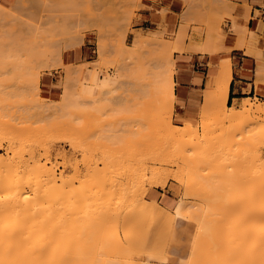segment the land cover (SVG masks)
Segmentation results:
<instances>
[{
    "label": "rangeland",
    "instance_id": "1",
    "mask_svg": "<svg viewBox=\"0 0 264 264\" xmlns=\"http://www.w3.org/2000/svg\"><path fill=\"white\" fill-rule=\"evenodd\" d=\"M169 1H173L174 2V5H176L175 7L173 5L172 10L169 7V3H170ZM150 3L155 4L157 7H159L158 10H156L155 8H152L151 6H149ZM180 4H182V8L179 7ZM51 7H53V8H51ZM54 8H56V9H54ZM236 8H238V6L232 4L229 0H0V134H2L4 136V138H7L9 136L8 138H11V141H12V139H14V137L16 139H18L19 141H21L20 139H23V141L25 140V144H26V142H28L26 144V146L30 145L29 147H31V149L29 151H31L32 148H34L32 151L35 150L37 156L44 157L45 156L44 155V152H45V149L46 148H47L46 150L49 149L52 152L53 162L55 163V165L58 168L57 173L58 174L61 173V175L59 174V176H60L59 178L62 179V180L59 179V182L63 181V179H65V178H68V180H72L73 181V184H74V185L72 184V186H71V188H72V189H70L71 192L68 191L69 194H64V196H62V197L65 198L66 197L65 195H70L73 192H76V194L79 191L81 192V195H80V192L77 194V195H80V196H77V197L78 198L80 197L81 199L80 198L78 199L76 197V200L75 199L73 200L74 202L72 203V206L70 205V207L72 208L73 206H75L73 204L76 203V206L74 208H72V211L73 210L76 211V209H78L79 206H80L81 209L84 210L83 207H85V205L87 204L86 203L87 200L84 199V196L86 198H88L86 196L87 194H89L90 196H92L95 193V192L94 193L91 192L93 190L88 191V190L91 189V187L92 188L94 187L93 188L94 191L96 189L97 190H100V191L102 189L108 190L107 188H109L110 185H111L110 183H112L110 180L113 179L112 180L113 183L111 185L112 188H110V190L112 192V189L115 188L114 190H115L116 193L114 192V194H112L111 197L115 196V197H113L115 199H113V198L112 199L113 200L118 199V201H117L118 203L121 201L120 202L121 204L119 203L120 205L116 201L111 200L110 197H109L110 200L106 199V196H107L106 193L108 191L106 193H105V191H102L100 197L98 196V194L100 192L97 191L98 194L97 193L96 194H97V196L99 197L100 200H96L97 199L96 195H93V197L91 198L93 201L96 200V201H99L97 203H100V202H102V199H103L102 196L104 195V197H105V199H103L104 202H106V201L107 202H111L112 201L113 204L117 203V205H115V207L112 204V202L109 203V204L113 205V207H111V205H109L107 202H106L107 204L105 203V205H107V207L109 205L111 208H114V210L113 209H110V212L112 210V211H114V213L112 212V214H113V216H111L112 219H110V217L108 219V220H111V222H113V223L111 224V222L109 221L108 222L109 224L106 223V226H104V227L102 226V229L100 228L101 230H99L97 232L98 234L100 232V235L102 236V238H103V235L104 236L105 235L109 236V234H107V233L111 232V230L115 229V227L118 228V230L120 232V235L122 237V236H124V234L126 232H129L130 234H132V233H134V231H136L138 229H141L142 224L143 225L148 224L149 221H145L144 222V217H143V214L141 213V211L145 207V201L154 202V203H156L158 205V207L166 208V209H167V207L165 205V201L166 200H168V201H176V200H178V201H184V202L187 201L188 202V203H186L187 206L189 205V206L194 207L193 206V203H196L194 205H197L196 208H198L199 205H200L201 207L198 208V212H199V210L201 211L203 209L201 212L204 213V206L206 205L205 204L206 202L203 200V198H202V201H201V196L202 197H205V196H203L201 194L202 193V189H200L202 187V185H204L203 182H206V180L204 181V179L207 177L206 179H209L210 180L213 176H214L213 178L216 179L217 178V175H218L217 173H219L220 180L222 178V180L225 179L223 181H226L227 180V182H228L231 179H234L235 178V176H234V174H235L234 168L237 171V166H238V168L240 169V171H237V172H239V173H241L242 171L246 170L247 166H249V165H246V164H249L250 161L248 162L247 160L245 161L244 159H246L245 157L248 158V155H250L252 152L249 153V154H247V156H245L244 153L242 154V152H244L245 150L248 151L247 150V149H249V148H247L248 146L246 147L247 149H245L244 151H241V150H243L242 149L243 148V145L240 147L241 150L238 149L239 147H236L235 146L237 148L236 149L235 147H233L234 145H232V148L235 149V153L237 151H239L238 153L240 155L238 153L237 154L231 153V156L232 155H235V157L238 158V156L243 155L242 156L243 158L241 157V158L236 159L234 157V159H235L234 161H233V158H231V160L233 161L232 163L234 164V162L237 160L238 161V165H236V167L233 166V168H230V166H231V164H230V166L228 167L227 165H229V161H231L230 160V157H229L230 156L229 155L230 154V151H234V150L227 151L229 153L228 155H226V153L223 154L222 152H224V151L222 150V148L225 149V147L227 148V146L223 147L225 143L220 144L219 143V140H220V138H222L223 140L225 139V137H220V135L222 134L220 132L223 131V133H224L223 136H225V133H226L225 131L226 130H229L230 131V129L232 128V125L233 124L230 123V122H227V119L225 121L222 120V122L220 120V122H219V118H217L218 117V113L216 111L215 113H217L216 114L217 115L216 116L217 119L214 118V117L213 118L210 117V120H211V123H212V127L214 126L213 128L215 130L212 133L211 132V128H210L211 125H210V127H209L210 129L207 128L208 129L207 131L206 130H203V131H206V132H204V134H206L208 132V136L210 135L209 133H211V135H212V134H216L218 132L219 135L218 134L217 135L219 136L218 137L219 140H217L218 138L215 139V137H214V138H211V140H206L207 142H205V140H203L204 138L203 139L201 138L204 135L201 127L204 126V125H206V124H208L207 121L206 122L204 121L205 122V124H204V122L201 120L204 117L200 118L201 117L200 114H202L204 112V111L202 112V109L203 108L206 109L205 108V104H207V103H203L204 100H205L204 99L205 98L204 97V90L203 91L202 90L197 91L195 93L197 96L194 98V101H192L189 104H187V106H185L184 104L176 103L175 104V108L172 111L173 113L171 112V114H170V112L168 111V114H165L164 113V108L167 109L166 107H168V105L165 104L166 106L163 107L164 104H163V102L161 100L160 101L162 102V104L159 101H157V102H159L158 104L157 103L155 104V101H154L155 99L153 101L150 100L151 99L150 96H149L150 93L147 94L149 96L148 97L149 99H147V97H146V99H144L143 98L144 95L140 91V88L142 86L140 88H138L139 84H136V85H138L137 87H134L135 86L134 85L135 83L134 84L132 83L133 85H127V83L126 84H123L122 81H124V80H122V79H124V78L121 77L122 78L121 79L120 76H119L120 74H117V72H116V71L119 72L118 69L120 68V67H118L119 65H117V63L119 61L120 62L123 61V64L125 66L126 65L127 66L129 65L130 66L131 64H126L127 62L124 63L125 58L123 60H122V58H119V57H123V55L120 53L121 55L119 54V56H118L117 54L120 52L121 49H124L122 45H124V47H126L127 50H128V48L129 49L130 48H133L132 42L134 41V36L136 34H143L145 37H147V38H149L151 40L152 39H156V43L157 44L154 43L155 46L151 45V44H153L151 42L150 46H147L145 48H140V51L138 53L142 54V56H145L146 55L145 49H147V48H149L151 46L154 49V47L157 48L158 47V44L160 45L161 43H170L169 41H171V43H174L176 41V39L178 38V34H179L180 37H183V35L185 36V38L183 37L184 38V43L182 41L184 47H186L187 44H188L187 47L190 46L189 49H187V47L185 48V49H187L186 50V54H194V53L205 54V53H208L209 50H211V49H216V50H219L220 52L221 51H226V49L223 47L226 39L230 36V34H235V35H237V36H239L241 38L242 42L244 41L247 44L248 49H249V52L252 55H254L257 58V60L259 61V63L261 64V66L258 67V70H257V79H256V86L259 89V84L264 83V36L263 35L262 36H257V34L253 32L254 27H255L254 25H251V29L250 30L244 32L241 29L243 27V25L241 23H239V18L233 14L234 13V10ZM66 9L69 12L66 11ZM81 9H86V13H88L87 12V9L88 10L90 9L89 10V13H90V11H93L92 13H97L96 15L94 14L95 16H97V15L100 16V14H102L101 15L102 18L100 17V19H102L103 21H105L104 24H103L104 25V28L103 29L102 28L100 29L101 26L103 27V25H101L99 27V29L101 30V33L103 31L105 32V34H104V32L102 33L104 35V41H103V43L102 42L100 43V40H98L99 39V33H100V31H99V33L97 31V30H99L97 28L99 26L98 25L99 24L98 22L100 21V22L103 23V21L102 20H98L97 18H95V22H97V24H96L97 26H94V27H96L97 29L96 28H93V27L91 28L90 26L89 27H85V25L88 22H89V25H90V21H92L91 20L92 18H91V16L88 15V17H87L88 20L90 18L91 19H90V21H88L87 18H86V20H87V23L86 24H85V21H83L85 18L82 20L83 22L80 21L79 20V18H80L79 16H81V15H79V14H82V10ZM75 10H76V12H75ZM151 10L154 11L156 14H158L160 16V18H159V20L157 22H148V21H145L144 17L142 16L143 13H145L147 11H151ZM80 11H81V13H79ZM173 11H175L176 13H174ZM202 11L205 12V13L202 14L201 13ZM70 12H71V14L73 12V14L71 15ZM206 12H209V14L211 16H209L208 13H206ZM64 13L70 14L71 17L74 15V13H75V16L77 14V17H79L78 20L74 19V16H73L72 19L76 20V22L77 21H80V23L82 22L81 24L84 25V28L82 27V25L80 26L79 31L82 30L81 28H83V29H85V28L88 29L89 28L91 30H89V29L88 30L87 29L82 30V32L80 31L81 32L80 34L78 33V30H77L76 32L78 34L75 33L76 34L75 35V34H73V32H74L73 30L75 28L74 29H72V28L69 29L70 31H68V29H67V31L69 33H71V35H73L72 36L73 38H71V35L70 34H69L70 35V37H69L67 31L66 32L65 31L64 32H61L60 31L59 34H61V35L59 37H57L58 35L56 37L55 36L54 37L51 36V37H53L52 38V41H55V40H53L54 38L59 39L60 41L63 38L62 41H61V47L57 45V47L59 49L58 50L55 47L54 48L52 47L53 49H51V47L49 46L50 47V50H49V48L45 47L46 44L44 45L43 44L44 42H42L41 39L44 40L45 37H46V39L48 40V38H50L48 35H51L49 33L50 32H53L51 29L55 30V32H56L57 29L60 30L59 29L60 27L59 28L58 27L57 28L56 27H52V28H49L48 29V27H50V25L48 27H46V26L48 25L49 21L51 20L50 16H49V19L50 20H48L47 21L48 23L45 24V25H43L44 22H40L41 20L42 21L43 20L45 21V19H41V18H44L46 16L45 18L48 19V15H52L55 18H53L54 21L52 19V21H50V23L52 24V22H54V25H57V23L59 24V22L62 23V21H59V22L55 23V21H57L56 19H58L57 16L59 17V19H61L60 18L61 16H59V15L64 16ZM84 13H85V11H84ZM84 13H83V16L85 15ZM66 14H65V16H66ZM206 14L209 16V19H210V17L212 19V22L210 24L208 22H207L208 24L207 23H203V22H205V19H206V16L205 15ZM43 15H44V17H41ZM256 15H259V13L257 12ZM208 16H207V19H208ZM67 17H69V16L67 15ZM77 17H75V18H77ZM84 17H86V16H84ZM204 17H205L204 21L201 22ZM64 18H62V20H64ZM174 18L177 19V20H174ZM66 19H67L66 20V22H67L68 21V18H66ZM72 19H71V21L75 22ZM209 19H208V21L210 22L211 19L210 20ZM38 20H40V21H38ZM26 21L27 22H31V23L28 24ZM38 22L40 24H38ZM68 22H70V19H69ZM230 22H231V24L229 26V23ZM33 23H35V24L34 25H31ZM26 24H28V25L26 26ZM68 24L66 23V24H64V25L62 24V25L64 27L65 25H68ZM68 26H65V28H68ZM32 27L34 29H36L37 31L39 29V33H40V30L41 29L44 30V31H49V33L45 32V33L48 34L47 35L48 38H47V36L44 37L43 34H45V33L41 30V33H42V36L41 37L42 38L40 36L39 37H40V41L42 43H38L39 42L38 41L39 38L37 37L38 36L37 35L38 32L36 30H33ZM78 27H76V28L78 29ZM30 28H32V31L33 32L36 31L37 34L34 32L35 37H34V35H32V36L30 35V34H32ZM125 29H127V31L124 32V34H126L125 35L124 44H121V42H123V39H124L123 38V31ZM178 29L179 30L182 29V30L179 33H177L178 32ZM27 30H29V31L27 32ZM86 30L88 32H86ZM183 30H184V32H183ZM161 31H162V33L159 34V32H161ZM148 32H150L152 34H149ZM182 32L184 34H182ZM210 33H213L214 34V38H215V39L213 38L214 40L213 39H210L213 36ZM64 34H65V38L66 39L64 38ZM102 34H101V37H102ZM208 34H210V36H208ZM53 35H55V33H53ZM66 35H68V36H66ZM152 35L155 36V37L158 36L160 38L157 37L158 38L157 39L155 37H152ZM176 36H177V38H176ZM67 37L69 39H67ZM207 37H210V38H207ZM35 38H37V40ZM183 38H181V39H183ZM205 38H206V41L207 42L209 41V39H210V42L213 40V42H212L213 45H210V46H213V47H211V48L209 47L210 49L207 48V46H206L207 44L204 43L205 42ZM72 39H73V41H72ZM34 40H35V42H34ZM63 40L64 41H67L68 40V41L66 43H63ZM58 41H56L55 44H57ZM98 41H99V43H98ZM48 42L51 43L50 41H48ZM48 42L46 41V43H48ZM101 44H104L103 46H104L105 53L103 52V53L100 54L98 51L101 49ZM119 44H121L120 46H122V48L119 47ZM203 44H205V46H204L205 48L203 47L201 49V47H202ZM39 45L44 46V47L42 48ZM64 46H65V48L63 49ZM45 48H47L48 50L46 49L47 51H45ZM98 48H99V50H98ZM39 49H41V50L38 51ZM52 50H55V51H52ZM116 50L119 51V52L117 53ZM149 50H146V51L149 52ZM200 50L201 51L203 50V52H201ZM48 51L54 52V54H53L54 56L57 55L56 54V52H57L58 53V56L59 57L60 56L62 57V61H63V62H61V64H63V65H61L62 67L58 65V63L60 64V62H57L55 64V62H56L55 60L60 61V58L61 57L59 59H56L57 56H55L53 58V56H52V54L50 52H49L50 53V57L51 56L52 57L50 58V62H48L49 61V53H48ZM40 52H42V53L44 52L43 54L46 57L45 59H43V55ZM100 52H101V50H100ZM106 54H107V58L108 59H103L104 57L106 58ZM115 54L117 55V57H116ZM147 55H146L145 58H147ZM150 55H151V53L149 54V56ZM39 56H42V57H39ZM99 56H101V57H99ZM149 56H148V58H149ZM179 56L180 55L177 54V53L174 54V58L175 59H178ZM117 58H118V62H117ZM145 58L143 57V59H145ZM35 59H37L38 61L41 59L43 63L42 62L40 64L39 63H36L37 60H35ZM44 60H46V61H44ZM51 60L53 62H51ZM113 60L116 63L115 62L113 63ZM127 61H129V60L127 59ZM229 61H230V59H229ZM120 62L118 64H121L122 63V62L121 63ZM123 64H122V66H124ZM57 65H58V67H57ZM80 65H82V66H80ZM147 65H148V63H147ZM64 66H66V68ZM72 66H74L75 71H73V69L72 70L71 69H68L69 67L72 68ZM79 66L81 67V71L79 69L80 68ZM55 67L57 69H55ZM75 67H77L78 69L75 68ZM206 68L207 67H201L200 68L201 72L206 73L207 72V69ZM65 69L68 72H69V70H71V71L69 73L67 72L66 74H64L65 73ZM122 69H123V67H122ZM76 70H79V71L76 72ZM123 70H125V69H123ZM72 71H73V75H74L75 72H76V74H79V76L78 75L76 76V74H75V77H78V78L75 79V77L72 76ZM125 72H126V70H125ZM125 72L124 71L123 72L121 71V73H123L124 75H125ZM31 73H33L35 75L37 74V75L36 76L34 75L35 76L34 77V76H32L33 74H31ZM70 73H71V75H70ZM83 73H84V75H83V78L84 79H81ZM127 73H128V71H127ZM129 74L131 75V73H129ZM129 74H127V75L130 78H132L133 76L131 77ZM31 76L34 77L35 79L33 80V78ZM121 76H122V74H121ZM28 77L31 78V79L29 80ZM36 77L39 78V80H40L39 81V89H40L39 90V94H40L39 97L35 96L36 86H37L36 85V80H37ZM64 77H65V79H64ZM71 77L72 78L74 77L73 78V81H72V78ZM98 77H99V79H98ZM118 77L122 80V81L119 80V82H122V85L121 86L125 89V91H124L123 88H121V86H120L121 91H119V89H118L119 87L117 88V86H119V85H117V83L118 84H121V83L118 82V79H119ZM103 79H108L109 82L115 81L114 84H112L110 86H106V87H108L107 89L103 87L101 90H103L104 92L110 91L111 94L112 93L114 94V92H115L114 95L117 94L116 96L118 97V99H116L117 98L116 96H114L115 98L112 97L113 94L112 95L109 94L110 92L109 93L107 92V94L106 93L104 94L103 92H99V97L102 96V98L100 97L101 100H99L98 99L99 98L98 97V91L100 89L96 90V96L95 97H92L91 99H90V97H88L87 98L88 100L85 99V97H84V99L86 101H84V100L82 101L81 100V97L79 98V96H77L78 94L80 95V93H78V91H79L80 85H81V83H78L77 81H79V82L80 81L85 82L86 85L93 84L95 86V84L100 83V81L103 80ZM136 79L138 81L139 80H142V78L141 79L140 78L139 79L136 78ZM174 79H175V81L177 83H181V76L175 75V78ZM26 80H27V82H30L31 81L30 83H32V85H30L27 82L25 83ZM64 80L66 82V85L65 86H64ZM127 80H129V79H127ZM33 81H35V83ZM71 81H72L73 84L70 83ZM146 81L143 82V83H146L145 86L147 85V87H148L149 85L147 84ZM131 82L129 81V84H131ZM133 82H134V80H133ZM124 83H125V81H124ZM26 84H29V86L31 87V88L28 87V89H32V90L35 89V90H33L35 93L34 92H32V93L38 99L40 98L38 102L41 105V107L43 108L42 109L39 106L42 110H44L45 107L46 108H49L48 105H51L53 103L55 105V107H58L56 109V113H58V111L61 109L58 106L60 104L61 100L63 101V99H65V98H66V100H69V101H65L64 100L65 101V105L63 103L64 101L61 102V104H60L62 106V110L61 111H64L66 113L63 114L61 111H59V113L57 114L58 115V117H57L55 111L53 110V105H51L52 107L51 106L50 107H51V109L53 111L51 109H47L49 111L48 114H52L51 117H53V114H54L55 115L54 117H57V118L52 119L50 116L47 117L48 114L46 115V117L43 116V115H41L44 112L46 114V111L47 110L42 112L41 109H39L40 111L37 109V108H39L38 105H37V108L35 107V104L37 103V101L35 102V104L33 103L35 101L34 99H33L34 100L33 102L31 101L32 98L30 99V97H32L33 95L30 96L28 93H30L32 90H26ZM67 84H69V88L71 86L72 87L74 86V89L77 92V95H73V93H76V92H74L72 90L73 88L72 89H67L68 88L67 87ZM32 86H33V88H32ZM64 87H67V88L64 89ZM76 87H77L78 90L76 89ZM146 88H144V89H146ZM150 88L151 87L149 86V89ZM152 88H153V86H152ZM203 89H205V86L203 87ZM68 90L70 92H68ZM117 90L119 92L123 93V94L118 93ZM28 91H30V92H28ZM122 91H124V92H122ZM149 91H151V90H149ZM182 91H183L182 84L180 85V87L179 86L176 87L175 92H176V94H177L178 97H180V92H182ZM65 93H67V94H65ZM68 93L71 94V96L73 95L72 99H71V96L68 95ZM153 93H154V91H153ZM28 95L30 97H28ZM104 95H105L106 99L103 97ZM108 95H109V98L112 97V98H110V99H112L111 100L112 102L109 100ZM34 96H33V98H35ZM74 96L75 97L77 96L78 97L77 99H79L82 102L88 104V108H87L86 104H84V103L82 104V102H79V100H77V99H75L76 101L73 102V100H74L73 98H75ZM61 97H62V99H61ZM151 97H152V94H151ZM37 98H35V99L38 100ZM82 98H83V96H82ZM107 99H108V102H109V106L107 104L108 102L106 101ZM113 99L116 100V101H114ZM96 100L98 101V104L100 103L99 101L102 102L104 100L105 102L103 101V103H105L107 105H105V104L102 105L101 103L99 105L96 104L97 106H100V109H101V106H103L104 109H101V110L98 109L99 110L98 111L97 108H99V107H96V109H94L95 108L94 107L93 110H92L93 104L97 103V102H94ZM146 100H149V101H146ZM252 100H253L254 105H258V109L261 107L262 109H260V110H263V112H264V101H261V100H259L257 98H254ZM92 102H94V103H92ZM144 102H149V104L151 102V104L149 106L148 103L145 104ZM71 103H73V104L71 106L67 107L68 109L66 110V107L65 106H67L68 104H71ZM42 104H44L45 107H43ZM62 104L64 105V108H63V105ZM89 104H91V109H90L91 111L89 112L91 115L88 113V110H87V109L90 108L89 107ZM82 105H84L86 107L83 108ZM207 105H208V107H207ZM207 105H206V107L210 110V111L209 110L208 111L210 113H212V111H213L212 110V106H210L209 104H207ZM236 106L238 108H240L242 106V102L240 104L236 105ZM160 107H163V108H161V110L163 111L164 114H162L161 112H159L160 111ZM80 108H82V109H80ZM85 109L87 110V113H85L86 112ZM141 109H142V111L145 110V112H146L147 109H148L147 111L150 110L152 112L149 111L148 113L144 114L145 112H142ZM254 109L255 110H258L257 108H254ZM183 110L190 111L191 112L190 115L188 117L181 116L180 113ZM51 111H52V113H50ZM92 111L94 112V114H93ZM208 111H206L207 114L209 113ZM39 112L41 114H39ZM59 114H61V115L59 116ZM207 114L206 113L205 114H202V116H206ZM145 115H147V117ZM169 115H170L171 118L169 117ZM211 118L213 119V122H212V119ZM168 119H172V120H170V126L172 125V127H174V128L179 127V126H181V127L184 128V126L185 127L187 126L188 129H186V130H188V131L186 132V134H190V133L192 134L193 131L190 132V133H189V131L194 128L193 130L194 131H197L196 133L198 134L197 141L202 139V141H198L199 142L198 144H201L203 146V147L201 146V148H202V149L200 148L201 149L200 150L201 153L200 154L198 153V156L200 155L201 157H203V160L206 161V164L203 161V163H201L200 165H202V166L203 165H205V166L207 165L206 167L209 168V169L207 168L208 171L205 172L207 169H201L202 168L201 166L197 169V167H196L197 164L196 163H198V162H196V159L193 160V157L194 156L191 159V161L193 160L194 163H193V161L191 162L189 160V157L187 158L189 160V161L187 160V162L192 163L191 165L194 164V166H192V167L193 168L194 167L196 168V171L194 170L195 171L194 176H192L193 174L192 175L190 174V175H191L192 178L195 177V178H193V179H195V181L193 180L194 183H195V185H193L192 182H191V184L193 185V187H195L194 189L195 190H198V191H195L192 188V185H191V187H189L192 190L191 193H193V190H194V194L196 196L195 197V196H193L194 194H192V196L194 198H192V196L191 197H188L187 196V195L190 196L191 194H189L190 191L188 192V189L189 188L188 189H185L186 186H184V184H183V182H185V179H186V177H185L186 174H184L183 171L186 170L185 168H188V166H190V165L187 163L188 164V166H187L186 164H184L182 162L185 161L184 157L185 158L187 157V155L184 156L185 155V152L186 153L187 152L189 153V151H186L185 150V152H184V149H179V147L184 148V146L181 145L182 142H178V143H180L181 146L180 145L177 146L178 143L175 142V140H176V137L179 135V133L177 134V131L174 130V128L171 127L176 133L173 130H171L170 127L169 128H170L171 131L169 130V128L168 129L167 128L165 129L163 127V125L165 124V122H166L165 126L169 125L168 124L169 122H167ZM240 119H242V118H240ZM206 120H208V119L206 118ZM228 120L230 121V119H228ZM234 120L235 119H233V120L231 119V122L234 121ZM257 120L258 121H254V123L250 122L251 125H250V123L249 124L246 123L245 126L247 127L249 125V127L252 128L253 125H256V128L255 129H257V130L255 132L260 131L262 129L264 130V115L262 117H259V119H257ZM201 121H202V126H201ZM214 121H215V123L217 121L216 125H215ZM235 121L237 122V120H235ZM148 122H150V123H148ZM257 122H258V124H257ZM241 125H242V123H241ZM206 126H208V125H206ZM245 126H243V127H245ZM190 127L192 129L189 130ZM246 127H245V131L248 129ZM254 127H253V129H254ZM240 128H241L240 130L238 128L237 129L239 131H242V129H243L242 126ZM179 129H177V130L178 131L181 130V133H180V137L179 136L178 137L179 138L183 137V140H185V138L187 136L186 135H184V136L181 135L182 132L185 131L184 130L185 128L184 129H180V130ZM195 129H198V130H195ZM239 131H236L233 128L231 130V133H230L232 137L230 136L229 133L227 134V135H229L228 136V139H230V138H231V140L234 139V138L236 139V138H238L241 135L242 132H244L243 134H245L247 132V131L246 132L245 131H242L240 133ZM250 131H253V130L251 129ZM250 131H248V132H250ZM168 132H172L171 133V136H170V133H168ZM173 132H174V135L177 134V136L176 135L173 136ZM234 132L235 133L238 132V133H240V135L239 134H236L234 136V134H235ZM201 133H202V136H201ZM2 135H0V137ZM168 135L170 137H168ZM247 136H250V135H247ZM165 137H168V138L173 137V139H170V140H174L173 142L174 143H177L176 146L178 147V149L177 148H171L170 147V146H173L172 145L173 142L170 143V146L168 144L167 146H169V147H167L165 145V142H166L165 141L166 140ZM188 137H189V135H188ZM163 138H165V139H163ZM198 138H200V139H198ZM190 139H192V137ZM213 139H215V140H213ZM1 140H2L1 141V145H2V147H1V153L4 154L5 151H6V148L9 147L8 144H11L12 142L9 139H7L8 141H6L5 139L4 140L1 139ZM18 140H16V142H15L16 144H14V141H13V144L14 145H17V143L19 144V141ZM162 140H164V142ZM195 140L196 139H194L193 142ZM231 140H229V141H231ZM237 140L238 139L234 140L235 143H237L236 145H238L239 143H243V141H245V140H243V136L240 139L241 141L243 140L242 142H239V140L238 141ZM31 141L34 144H32ZM178 141H180V139ZM208 141H209V143H208ZM220 142H221V140H220ZM256 142H258V141H256ZM263 142L264 141H262V144H260V143L258 144L257 143L259 146L257 144H255L257 146L255 147V150H254V152H255L254 155L257 154V153H258V155L260 154L259 156L258 155H256V156H258L257 158L259 160L263 158L262 161H264V145H263L264 143ZM188 143H190L189 140L186 143V145ZM206 143L209 144L208 146H210V144L211 145H214L213 148L216 146V150H217V148H218L217 146L219 144H220V146L222 145L221 146L222 148H220V146H219V148H220V150L222 152L213 150L212 147H209L210 149H208ZM235 143H233V144H235ZM184 144H185V141H183V145ZM35 146H37V147H35ZM198 146H200V145H198ZM164 147H165V149H164ZM174 147H175V144H174ZM160 148H162V149H160ZM170 148H171V150H170ZM190 148L191 149H189V150H192L193 149L192 147H190ZM172 149L173 150L176 149V152L177 153H173L175 150L173 151ZM186 149H188V148H186ZM154 150H155V152H153ZM160 151L164 152V154H161L160 155L159 153H162ZM214 151H216V152H214ZM217 152L219 153V155H218ZM63 153H66V154H63ZM149 153H150V155H149ZM154 153L155 154L157 153V154L155 155ZM221 153H222V156H221ZM45 154H46V152H45ZM172 154H173V157L176 155L174 157L175 159L172 157ZM191 154H194V153L191 152L190 155ZM159 155H160V158L162 157L161 158L162 160H160V158L157 159V156L159 157ZM162 155L165 156V157L163 158ZM169 155L173 158L172 161H170L171 160V157H167ZM215 155H217L218 157L215 156ZM143 156H147V157H143ZM188 156H189V154H188ZM223 156H225L226 158L228 157L229 158V161H228V159H224ZM251 157H252V155H251ZM151 158H152V160H151ZM194 158H196V157H194ZM163 159H164V161H163ZM239 159H242L243 162L245 161L244 163H242V164L246 165V166L242 165V166H244V168L246 167L243 170H241L243 167L240 166L241 165L240 164L241 162L239 161ZM248 159H250V158H248ZM197 161H199V160H197ZM226 161H228V162H226ZM262 161H259V162L262 163ZM171 162H173L175 165L174 164L171 165ZM176 162H177V166H176ZM253 162H254V160H253ZM253 165L256 166L257 163H254ZM253 165L251 167L250 166L249 167L250 168H253ZM178 166H180V168L182 170L179 169ZM135 167L137 169H135ZM166 167H167V169H166ZM192 167H190V168L192 169ZM157 168L160 169V171H162V172L165 170V172L162 173L164 175L165 174H168L169 171H170V173L167 176L166 175L165 176L164 175H159L160 178L162 176V179H160V180L161 181L163 180V182H161L159 180L158 176H157V178H158V180L160 182L157 181V180H155V183H154V178H152V177H155V176L154 175L151 176L153 174V172L151 171V169L156 170ZM162 168H165V169H162ZM177 169L179 170L178 172H180V170H181V173H183V175L181 174L182 175L181 181L183 180L182 183L177 181L179 179L178 178L179 175L178 176L176 174L173 175V176H177V179L171 178L172 177V174L177 172ZM253 169H254V170H252L253 172L259 170V173H257V175L260 176L259 174H260L261 166H259V169L257 167V170H256V168H253ZM129 170H131L130 171L131 174L128 172ZM172 170L175 171V172H173ZM248 170H249L250 173H252L250 171L251 169L248 168ZM188 171H189V169H188ZM166 172H168V173H166ZM199 172H201L203 176L200 175L201 173H199ZM226 172H227V174H226ZM245 172L247 173V171H245ZM135 173H138L139 174V175L137 174L138 177H136V174ZM210 173H212L213 175H210ZM230 173H232V176H234V177H231V174ZM255 173L256 172H254V174ZM140 174L141 175L142 174L143 175L145 174V175L144 176L143 175L141 176ZM243 174H245V173L243 172ZM257 175H255V176L257 177ZM145 176L148 177V179ZM149 176L153 180L150 179ZM168 176H169V178H168ZM219 176H218V180L216 179V181H218V182H219ZM236 176H238V175L236 174ZM249 176H250V174H249ZM255 176H251L250 178H255ZM164 177L167 178V180ZM239 177L240 178L237 177V179H239V180L236 179V181L239 183V181L241 180L240 183H242V184L239 183V185H241L240 187H242V188H238L239 186H237V188L239 189V190H237V193L238 192L239 193L241 192L240 195L241 196L245 195L244 197L251 196V195H249L250 194L249 192H253V190L251 189L252 191L251 190L248 191L251 186H249L247 184L248 182H245L247 184L246 185L244 183V181H243L245 179H247V181H249L248 180V178H249L248 175L246 176L245 179H244L243 175H242V178H241V176H239ZM128 178L130 180H128ZM174 178H176V177H174ZM94 179H96V180H94ZM92 180L95 181V185L94 184L92 185V183L94 182ZM108 180L110 182H108ZM199 180L202 183V185H201V183H198ZM209 180H207L206 185H204V187L206 188V186H207L208 189L211 187L209 189V191H208V189L206 190V193L208 191L209 193H207V194L211 195L212 192H213L212 189H214V188H212L211 184L214 183V181H212V183H210V181L212 179L210 181ZM222 180H221V183H222ZM142 181H144V182H142ZM208 181H209L210 186L207 185ZM82 182H84V183H82ZM89 182H91V183L89 184ZM105 182H106V184H104ZM107 182H108V184H107ZM131 182L133 184H131ZM232 182H234V181H232ZM134 183H138L140 189L138 187H137V189H139V190L136 189V185L137 184H134ZM187 183L189 184L190 182H187ZM216 183L217 182H215V188H217V186H218L217 185L218 183L217 184ZM83 184H84V186L82 187ZM116 184L118 186H120L119 188H121V187H123V188H121L119 190V188H118V186ZM88 185H90V186L92 185L90 187V189L89 188H86V187H88ZM102 185L103 186L105 185L104 187H106V188H104ZM212 185H214V184H212ZM222 185H223V183H222ZM101 186H102V188H101ZM132 186L134 188H132ZM244 186H246V187L249 186V187L246 188ZM73 187H74V191H73ZM204 187H202V188L204 189ZM99 188H101V189H99ZM128 188H129V190L131 189L130 190L131 192L127 190ZM83 189H85V190L88 189V190L85 191ZM135 189L137 191H135ZM132 190H134V191H132ZM185 190H187V195L185 194L186 193ZM210 190H212V191H210ZM256 190H258V189H256ZM124 191H125L126 194H127V191H128V193L129 192H130V194L133 193L134 196L136 194V196L133 197V195L132 196L129 195V196H131L130 199H129V196L126 197ZM199 191L201 193H199ZM204 191H205V189H204ZM214 191H215V189H214ZM246 191H247V193H246ZM82 192H84V196L82 195L83 194ZM89 192H91V193H89ZM140 192L141 193L144 192V198L142 199L143 201L142 200L140 201L137 198L138 196L141 195ZM195 192H198L197 193L198 196H197V194ZM85 193H87V194L85 195ZM102 193H104V194H102ZM109 193H110V191L108 192V194ZM121 193H124L125 196L123 194H121ZM117 194H118V196H117ZM213 194H212V196H213ZM217 194L218 193L216 192V195ZM225 194L227 195V193H225ZM254 194H256V193H254ZM121 195H123L125 198H128L129 200L128 201L127 200L125 201V198L123 196H121ZM184 195H186L187 197H184ZM94 196H95L96 199H94ZM119 196H120V198H119ZM212 196H209L210 199H211ZM217 196H215V197L218 198ZM131 198H133L134 200L131 199ZM179 198H181V199H179ZM190 198H191V200H190ZM206 198H208V197H206ZM220 198H222V197H220ZM224 198L225 197H223L221 200H223ZM251 198H253V197L251 196ZM256 198H257V196H256ZM121 199L122 200L124 199V202ZM213 199H214L213 201L215 202L216 199L215 198H213ZM63 200L66 201L67 199L65 198ZM257 200L259 201L258 198H257ZM189 201H192V202L189 203ZM203 201L205 202L204 204H202ZM208 201H209V199H208ZM90 202L92 203V201H90ZM104 202H102L103 204L101 203L103 205V207H104ZM122 202L125 203V204H123ZM122 204H123V206L124 205L125 206L122 207ZM255 204H257V203H255ZM102 205H100V206H102ZM209 206L211 207V204H209ZM60 207H61L60 209H63V207H65L64 210H66L65 213L68 216V212L69 211H68V209H66V205L65 204L64 205H60ZM196 208L194 207V208H190V209H194L195 212H197ZM117 209H119V211ZM205 209H206V206H205ZM238 209H240V208H238ZM238 209H235V210L237 211ZM209 210H211V209H209ZM82 211H80V210L76 211L77 212V214H75V216H77L76 217V222L77 221H79V222L78 223H75V226H73V228H71L72 229V232H70L67 229H66V231L59 230L60 233L63 232L61 236L59 235L60 238H61L60 240L63 241V242L65 240V237H68V239H74L73 235H79L80 234V238H78V237L76 238L75 237L76 240H72V241L71 240H68V242H70V241L72 243L74 242L75 244L73 243V245H75L79 249H81L80 248L81 245H87V247H84V248H88L91 245L92 246H95L97 244H100L99 240H97L96 237H95L96 239L95 238L92 239V237H94V235L88 237V234H84L86 231H85V228L83 227L84 226L83 222H85V219H83V217H86V214H84V212L86 210L83 211V212ZM115 211L118 212L119 214H117ZM129 211H131L132 213L135 212V211H138V214H136V215L133 216V215H131V214L128 213ZM80 212H81V214H79ZM205 212H207V211H205ZM218 212H222V210H220ZM63 213H64V211H63ZM82 213L84 215H82ZM223 213H225V212H223ZM60 214H62V213H60ZM78 214L81 215V218L80 219H79ZM220 214H222V213H220ZM205 215L206 214L204 213L203 216H205ZM215 215H219V214H215ZM69 217L70 216L66 217V219L69 218ZM116 217H117V220L118 221H115L114 222V220H116ZM238 217H240V216H238ZM216 219H217V221H219V222H217V221L216 222L218 224H220L221 223L220 222L221 220H218L220 218H215V220ZM233 220L234 219L229 220V222H227V218H226V223H224L225 220H222L223 223H221L220 225H217V224L216 225L219 228L220 227L221 228L223 227V228L226 229V228H228L229 224H232V227H233L232 229H235L236 226H235V222ZM80 221L82 222V224H81ZM238 221H240V220H238ZM193 223L195 224V231H194L193 237H195L196 230H197V224L195 222H193ZM79 224H81V225H79ZM208 224L210 226V223H208ZM234 226H235V228H234ZM238 226H241V225H238ZM82 227L84 228V231L85 232L83 231ZM210 227H212V225ZM74 228L75 229H78V232L79 231L80 232L82 231L81 232L82 234L81 233L74 234V231H75V230H73ZM163 228L164 227H160V228H153V227H151V228H148V229H146V231L142 232V234L134 235L131 238L130 242L133 245H137L139 243L138 241L143 236H151L152 238L153 237H156L158 234H162L163 233ZM170 228H172V227L169 226L168 229H170ZM67 231H69V232H67ZM219 231H220V229H219ZM219 231L217 230L216 232L217 233H220ZM232 231L233 230H231V234H233ZM87 232H90V229H89V231L87 230ZM208 232H210V231H208ZM202 233H201L202 243H206L205 241H207L208 238L209 239L212 238V237H210L211 234H209V236L207 238L206 237L207 235H204L205 232L203 234ZM212 234H215V233H212ZM237 234H239L241 236H237ZM65 235H67V236H65ZM70 235H72V237H70ZM91 235H92V233H91ZM229 235L230 234H228L227 231H224L223 230V232H221L222 240L224 239V240L228 241ZM234 235H236V238H234L233 242L236 241V243H238L240 245V243L243 241V237H242L241 231L239 233L236 232V234H234ZM203 236H205L204 238L206 240L204 238H202ZM215 236H216V234H215ZM216 237L215 238H212V240L216 239ZM217 238H219V236ZM83 239H87V241L85 240L86 242H83ZM88 239L91 242H89V244H86L88 242ZM194 239L195 238H192V243H191V246H190V250H191V247L193 245ZM232 239H231V242H232ZM212 240H210V241L212 242ZM217 241H219V239ZM71 242H70V244H68L69 246H68L67 249H69V247H70L71 248L70 251L72 252V251L75 250L74 249L75 247L72 248L73 245H72ZM213 242H216V241H213ZM90 243H92V244H90ZM226 243L228 245L230 242L229 243L226 242ZM226 243H225V245H226ZM58 245H59V243H58ZM63 245H64V247L65 246L67 247V243H66V245L65 244H63ZM109 245L110 244H103L102 246H100L102 252L110 251L111 248H110ZM222 245L224 246V242L223 241H222L221 246ZM175 246L176 247H179L181 249H186L187 243H186V241H179V242H177L175 244ZM223 246H222V248H223ZM226 246L222 250H224V249L226 250L227 249ZM233 246H234V244H233ZM66 247H65V249H66ZM161 247L158 246V245L155 246L152 243H147L143 247L138 248L137 249L138 254H141L142 252L145 254L144 258H141L138 261L141 262V263H143V264H154V261H148L147 258H145V257L152 254V253H148L149 249H153V248L156 249V248H161ZM240 247L241 246H239V248ZM72 249H74V250H72ZM85 250H83V252ZM70 251L69 252L64 251L65 252V255H66L65 258L68 257L67 255H69L68 258L71 259V257L73 256V254ZM79 251H81V250H78L77 253L80 254ZM87 252L88 251H86V253ZM77 253H75V254H77ZM201 253H205V252L203 251ZM222 253H219V254L221 255ZM224 253H226L225 256L227 257V250ZM238 254L241 255L240 253H238ZM80 255L81 256H85L86 254L83 255L81 253ZM80 255H78V257ZM189 255H190V253H189ZM220 255L218 256V254H217V257L219 258V257L222 256V255L221 256ZM228 255H229V253H228ZM81 256L79 258H81ZM225 256H223V257H225ZM79 258H78V260H79ZM72 259H73L72 260L73 262L75 261V263H77V260H76L77 258L73 257ZM223 259H225V258H222L221 260H218V261L216 260V261L219 262L220 264H222L221 262H223ZM89 260H91V261H89ZM89 260H87V262H86L87 264H100V263H97L96 261H92L91 258ZM211 261L212 260H210V259L208 260V262H210V264H211ZM69 262L71 264V261L70 260H69ZM179 263H181L180 260H179L178 264ZM226 263L227 264H231V263H229L227 261H226Z\"/></svg>",
    "mask_w": 264,
    "mask_h": 264
},
{
    "label": "bare ground",
    "instance_id": "2",
    "mask_svg": "<svg viewBox=\"0 0 264 264\" xmlns=\"http://www.w3.org/2000/svg\"><path fill=\"white\" fill-rule=\"evenodd\" d=\"M55 6V5H54ZM53 6V7H54ZM50 7V6H49ZM53 7H51V8H53ZM74 7V6H73ZM72 7V8H73ZM50 8V9H51ZM71 8V9H72ZM54 9H56V8H54ZM68 9V8H67ZM66 9V11H68ZM47 10V9H46ZM70 10V9H69ZM82 10V14H79V15H81V16H79V17H77V14H76V16H75V13H74V19H76V20H78V18H79V20L80 21H82L84 18V20L83 21H85V24L87 23V20H88V15L89 16H91V20L92 21H90V19L88 20V21H90V25H89V22L85 25V27H93V28H96V27H94V26H97L96 24H97V22H95V18H97L98 20H102V19H100V17H101V15L102 14H100V16H95L97 13H92L93 11H90V13H89V10L87 9V12L88 13H86V9H81ZM51 11V10H50ZM72 11V10H71ZM84 11H85V13H84ZM44 12V11H43ZM57 12V11H56ZM69 12V11H68ZM75 12H76V10H75ZM79 13H81V11L79 12ZM83 13L85 14L84 16H86V17H84L83 16ZM202 14L203 13H205V12H201ZM200 13V14H201ZM206 13H208V15L209 16H211L210 14H209V12H206ZM62 14V13H61ZM65 14L66 13H64V16H62V15H59V16H61L60 18L61 19H59V17L57 16V18L58 19H56L57 21H55V23H57V22H59V21H62V23H60L59 22V24L57 23V25H54V22H52V24L50 23V21H52V19L53 18H55V17H53L52 15H48V19L47 18H45L44 17V15L43 16H41V17H44V18H41V19H45V21L43 20H38V21H40V22H44V24L43 25H45V24H47L48 22V20H50L49 19V16H50V18H51V20L49 21V23H48V25L46 26V27H48L49 25H50V27H48V29L49 28H52V27H60L59 29L60 30H56V32H55V30H53V29H51L53 32H50L49 33V31H44V30H42L44 33L45 32H47V33H49V34H51V35H48L47 33H45V34H43L44 35V37L45 36H49L50 38H48V36H47V38H48V40L46 39V37H45V41L43 40V39H41L42 40V42H44L43 44L45 45L46 44V46L45 47H47V48H49V50H50V47H51V49H53L54 47L55 48H57L58 49V47H57V45L58 46H60L61 47V41H62V39H61V41L59 40V39H56V38H54L53 40H55V41H52V38L55 36H57V37H59L61 34H59V32L61 31V32H66L67 31V29H68V31H70L69 29H74L72 32H73V34H80L81 32H82V30H85V29H87V28H85V29H83L84 28V25H82L81 23L83 22H81L80 23V21H77L76 22V20H74V19H72L73 18V16L71 17L70 16V14H71V12H70V14H66V16H65ZM72 14H73V12H72ZM71 14V15H72ZM95 14V15H94ZM99 14V13H98ZM67 15L69 16V17H67ZM207 14L205 15L206 16V19H205V17L202 19V21L201 22H203L204 21V19H205V22H203V23H211L212 22V19H211V17H210V19H211V21L209 22L208 21V19H209V16H208ZM52 16V17H51ZM83 16V17H82ZM93 16V17H92ZM207 16H208V19H207ZM65 17V18H64ZM75 17H77V18H75ZM62 18H64V20H62ZM66 18H68V21H69V19H70V22H66ZM86 18H87V20H86ZM102 18V17H101ZM139 18V17H138ZM71 19L72 20H74L75 22H73V21H71ZM96 19V20H97ZM209 19V20H210ZM53 21H54V19H53ZM103 21V20H102ZM27 22V21H26ZM34 22V21H33ZM37 22V21H36ZM35 22V23H36ZM80 24H79V23ZM94 22V23H93ZM104 22L105 21H103V23L102 22H98L99 24V26L97 27L98 29H99V27L101 26V25H103L104 24ZM24 23V22H23ZM28 24H30L31 22H27ZM35 23H33V24H31V25H34ZM68 24V25H65V26H68V28H65V26L63 27V25L64 24ZM72 25H71V24ZM93 23V24H92ZM102 23V24H101ZM207 23V24H208ZM28 24H26V26L28 25ZM38 24H40L39 22H38ZM63 24V25H62ZM95 24V25H94ZM52 25V26H51ZM61 25V26H60ZM74 25V26H73ZM79 27H78V26ZM82 25V27L83 28H81L82 30H80L79 31V29H80V26ZM37 26V25H36ZM73 26V27H72ZM45 27V28H46ZM76 27H78V29L76 28ZM33 28V27H32ZM32 28H30V30H31V32H32V34H30L31 36L32 35H34V32L36 33V29H34L33 28V30H36V31H32ZM62 28V29H61ZM66 30H65V29ZM96 28V29H97ZM103 29L104 28V25H103V27L101 26L100 27V29ZM180 28V27H179ZM183 28V27H182ZM89 29V28H88ZM87 29V30H88ZM97 30L98 31V33H99V31H100V33H99V39L98 40H100V43L102 42L103 43V41H104V35L101 33V30ZM41 30H40V33H41ZM50 30V31H51ZM78 30V33L76 32ZM86 30V32H88ZM89 30H91V29H89ZM182 30V29H181ZM181 30H179L178 29V32L177 33H179ZM187 30V29H186ZM29 30H27V32H28ZM58 31V32H57ZM67 31V32H68ZM127 31V29H125L124 31H123V42H121V44H124V40H125V35L126 34H124V32H126ZM129 31V30H128ZM215 31V30H214ZM38 38H39V42L38 43H42L41 41H40V37L42 36V33L40 34L39 33V29H38ZM96 32V31H95ZM164 32V31H163ZM183 32H184V30H183ZM182 32V34H184ZM212 32V31H211ZM30 33V32H29ZM28 33V34H29ZM53 33H55V35H53ZM57 33V34H56ZM84 33V32H83ZM149 34H152V33H150V32H148ZM160 33H162V31L161 32H159V34ZM71 35V33H69L68 32V35ZM75 34V35H76ZM101 34H102V37H101ZM104 34H105V32H104ZM166 34V33H165ZM210 34H212L213 36L210 38V37H207V38H210V39H213L214 38V34L213 33H210ZM210 34H208V36H210ZM68 35H66V36H68ZM70 35H69V37H70ZM82 35V34H81ZM154 35V34H153ZM152 35V37H155V36H153ZM164 35V34H163ZM217 35V34H216ZM30 36V37H31ZM40 36V37H39ZM51 36H53V37H51ZM73 35H71V38H73L72 37ZM79 36V35H78ZM83 36V35H82ZM81 36V37H82ZM34 37H35V35H34ZM151 37V36H150ZM158 37V36H157ZM157 37H155V38H157ZM183 37L185 38V36L183 35ZM183 37H180L179 36V34H178V38H177V36H176V41L174 42V43H171V41H169L170 43H161L160 45L158 44V47L156 48V47H154V49H153V47L151 46V47H149V48H147V49H145V52H146V55L149 53H151V55L149 56V54L147 55V58H145L146 57V55L145 56H142V54H140V53H138L139 51H140V48H145V47H147V46H150V44H151V42L153 43V44H151V45H153V46H155L154 45V43L155 44H157L156 43V39H149V38H147V37H145L143 34H136L135 36H134V41L132 42V44H133V48H128V50H127V48L126 47H124V45H122L123 46V48L124 49H121L120 50V52L119 51H117V55L119 56V54L121 53L122 55H123V57H119V58H122V60L125 58V60H124V63L125 62H127L126 64H131L130 66L128 65H124L123 64V61H119L121 64H118L119 62H118V58H117V65H119L118 67H120L118 70H119V72L118 71H116L117 72V74H120L119 76H120V78L121 77H123L124 79H122V80H124L125 81V83H124V81H122L119 77V79H118V82H119V80H121L122 82H123V84H126L127 83V85H133L134 83V87H137L138 85H136V84H139V86H138V88H140L141 86V88H140V91H141V93L144 95L143 96V98L144 99H146V97H147V99H149L148 97L150 96V100H154L155 101V104L157 103H161L162 104V102H163V107L164 106H166V105H168V107H166L167 109H165L164 108V113L165 114H168V111L170 112V114H171V112L174 110V108H175V100H176V96H175V80H174V77H175V73H176V68H175V58H174V54L175 53H177V52H186V50L187 49H189V47H187V45H186V47H187V49H185L186 47H184V45H183V43H184V38ZM42 38V37H41ZM64 38H65V34H64ZM83 38V37H82ZM101 38V39H100ZM158 38H160V37H158ZM157 38V39H158ZM181 38H183V39H181ZM36 40H37V38H35ZM51 39V40H50ZM66 39V38H65ZM67 39H69L68 37H67ZM173 39V38H172ZM210 39H209V41L207 42L206 41V38H205V44H207L206 46H207V48H211V47H213V46H210V45H213V40L215 39H213L211 42H210ZM59 40V41H58ZM77 40V39H76ZM46 41L48 42V41H50L51 43H46ZM56 41H58V43L57 44H55L56 43ZM68 41V40H67ZM67 41H64L63 40V43H66ZM72 41H73V39H72ZM81 41V40H80ZM155 41V42H154ZM162 41V40H161ZM182 41H183V43H182ZM34 42H35V40H34ZM79 42V41H78ZM82 42V41H81ZM158 42V41H157ZM166 42V41H165ZM168 42V41H167ZM211 44H210V43ZM98 43H99V41H98ZM97 43V44H98ZM121 44H119V47H121L122 48V46H120ZM205 44H203L202 45V47H201V49L205 46ZM42 45V44H41ZM41 45H39V46H41ZM48 45V46H47ZM56 45V46H55ZM63 45V44H62ZM104 44H101V52H100V50H99V48H98V52L101 54V53H105V50H104V46H103ZM50 46V47H49ZM66 46V45H65ZM65 46L63 47V49L65 48ZM69 46V45H68ZM100 46V45H99ZM98 46V47H99ZM131 46V45H130ZM157 46V45H156ZM42 48L44 47V46H41ZM40 47V48H41ZM53 47V48H52ZM59 47V48H60ZM132 47V46H131ZM47 48H45V51H47L48 49ZM68 48V47H67ZM193 48V47H192ZM205 48V47H204ZM206 48V49H207ZM209 48V49H210ZM47 49V50H46ZM62 49V48H61ZM60 49V50H61ZM62 49V50H63ZM119 49V48H118ZM150 49V50H149ZM153 49V50H152ZM191 49V48H190ZM195 49V48H194ZM41 49H39L38 51H40ZM56 50V49H55ZM55 50H52V51H55ZM59 50V49H58ZM57 50V51H58ZM104 50V51H103ZM123 50V51H122ZM146 50H149V52L148 51H146ZM192 50V49H191ZM199 50V49H198ZM197 50V51H198ZM201 51V50H200ZM214 51H216V49H211V50H209V52H214ZM50 51H48V53H49ZM60 52V51H59ZM62 52V51H61ZM148 52V53H147ZM201 52H203V50L201 51ZM42 55H43V59H45L46 57H45V55L42 53V52H40ZM47 53V54H48ZM51 54H52V56H53V58L55 57V56H57L56 57V59H59L60 57L58 56V53L56 52V54L57 55H53L54 54V52H50ZM50 53H49V61L48 62H50V58L52 57H50ZM39 54V53H38ZM62 54V53H61ZM60 54V55H61ZM120 54V55H121ZM139 54V55H138ZM105 55V54H104ZM116 55V54H115ZM117 55H116V57H117ZM148 56H149V58H148ZM39 57H42V56H39ZM99 57H101V56H99ZM104 57V56H103ZM143 57L145 58V59H143ZM129 60V61H127V59ZM38 59V58H37ZM37 59H35V60H37ZM42 59V58H41ZM37 60V62L36 63H41L42 62V60ZM103 59H108L107 58V54H106V58L104 57ZM47 60V59H46ZM46 60H44V61H46ZM53 60V59H52ZM51 60V62H53ZM56 62H55V64L57 63V62H60V64L58 63V65L59 66H61V65H63V64H61V62H63L62 61V57L60 58V61H58V60H55ZM100 61V60H99ZM104 61V60H103ZM115 61L113 60V63H114ZM130 62V63H129ZM43 63V62H42ZM116 63V62H115ZM147 63H148V65H147ZM50 64V63H49ZM54 64V63H53ZM122 64L124 65V66H122ZM58 65H57V67H58ZM86 65V64H85ZM84 65V66H85ZM101 65V64H100ZM49 66V65H48ZM53 66V65H52ZM80 66H82V65H80ZM79 66V67H80ZM87 66V65H86ZM62 67V66H61ZM60 67V68H61ZM65 68H66V66H64ZM117 67V68H118ZM122 67H123V69H125L126 70V72H125V70H123L122 69ZM127 67V68H126ZM220 68H219V71H218V75L215 77V78H213V79H209L210 80V82L207 84V89L204 91V102L203 103H207V104H209L210 106H212V113H210L209 111V109L207 108L208 107V105L207 104H205V108L206 109H202V112L204 111L206 114H207V112L206 111H208L209 113L206 115V116H202V114H205L204 112L202 113V114H200L201 115V117L200 118H202V117H204V118H202L201 120L204 122H206L207 121V123L208 124H206V125H208V126H206V125H204L205 124V122H204V126H202V121H201V126L204 128H202L201 127V129H202V131L203 130H208L207 128H209L210 127V125H211V132L213 133V131L215 130L213 127H212V123H211V120H210V117H214V118H216V114L218 113V117L217 118H219V122H220V120H221V122H222V120L223 121H225L226 119H227V122H230V123H232L233 125H232V128L230 129V131L229 130H226L225 132V136H223L224 135V133H223V131L222 132H220V133H222L221 135H220V137H225V139L223 140L222 138H220V140H221V142H220V140H219V134H218V132L216 133V134H212L211 135V133H209L210 135L208 136V132L206 133V134H204V132H206V131H203V134L205 135H203L202 136V133H201V138L203 139V140H205V142H207L206 140H211V138H214L215 137V139L216 138H218L217 140H219V143L220 144H223V143H225L224 144V146L223 147H225V146H227V148L225 147V149H223L221 146H220V144L217 146L218 148H217V150H216V146L213 148V146L214 145H211L210 144V146H208L209 144H207V148L208 149H210L209 147H212V149L213 150H216V151H220V152H222L221 150H220V148H222V150L224 151V152H222L223 154H225L226 153V155H228L229 153L227 152V151H230V150H234V151H230V160H231V158H233V161L235 160L234 159V157H235V155H232L231 156V153H235V149H233L232 148V145H234L233 147H239L238 149L239 150H241V146L243 145V150H241V151H244L245 149H247V148H249V149H247L248 151H244V152H242V154L244 153V155L245 156H247V154H249V153H251L250 155H248V158H250V159H248L247 157H245L246 159H244L245 161L247 160L248 162H249V164H246V165H249L250 167L254 164V163H257V167H258V169H259V166H261V169H260V176H258L257 175V173H259V170H257V167L256 166H254L253 165V168H256V170L257 171H254V172H256L255 174H254V172L252 171V170H254L253 168H250L249 166H247V168H246V170H244V171H242L241 173H239V172H237V171H240V169L238 168V166H237V171L235 170V168H234V172H235V174H234V176H235V180L234 179H231L230 181H228L227 182V180L226 181H223V180H225V179H223L222 180V178H221V180H222V183H223V185H222V183H221V180H220V176H219V173H217L218 175H217V180H218V176H219V182L218 181H216V179L215 178H211L210 180L209 179H204V181L206 180V182H207V180H209L210 181V183H212V181H214V183H212V184H214V185H212L211 184V186H212V188H214L215 189V191H214V189H212L213 190V192H212V194H213V196H212V194L211 195H209V194H207V193H209L208 191H209V189L211 188H207V186H206V188L204 187V185H206V182H203V184L204 185H202V183L200 182V180H199V182L198 183H201V185H202V187H204V189H205V191H204V189L201 187L200 189H202V193L199 191V193H201L203 196H205V197H202L201 196V201H202V198H203V200L206 202H204L203 201V203L202 204H206L205 206H206V209H205V206H204V213L206 214L205 216L207 217H205V216H203V214L204 213H202L201 211L203 210H199V212H198V208H200L201 206L199 205V207L198 208H196V206L197 205H194V204H196V203H193V206L196 208V210H197V212H195V210L194 209H190V208H194V207H192V206H187L186 205V203H188L187 201H176V203H175V206L173 207V210H170V209H166V208H161V207H158V205L156 204V203H154V202H148V201H145V207L143 208V210L141 211V213L143 214V217H144V222L145 221H149V223L148 224H146V225H143L142 224V226H141V229H138V230H136V231H134V233H132V234H130L129 232H126L125 234H124V236H122L121 237V235H120V232H119V230H118V228L117 227H115V229H113V230H111V232H109V233H107V234H109V236H107V235H103V238H102V236L100 235V232H99V234L97 233L99 230H101L102 229V226L104 227V226H106V223H108L109 221L111 222V220H108L109 219V217H110V219H112V217L111 216H113V214H112V212L114 213V211H112L111 210V212H110V209H113L114 210V208H111V207H113V205H114V207H115V205H117V201H118V199H116V200H113V199H115V198H113V197H115V196H113V197H111V195L112 194H114V192H115V188H113L112 189V192H111V190H110V188H112L111 187V185H112V183H113V179H111L110 181L112 182V183H110L111 185H110V187L109 188H107L108 190H104V189H102L101 191L100 190H95L94 191V187L92 188L91 186L94 184L95 185V181L94 180H96V179H94V180H92V181H94L93 183H92V185L90 186V185H88V187H86V188H89L90 189V187H91V189L90 190H88V189H83V190H85V191H91V190H93V191H91V192H95L93 195H96V197H97V199L95 198V196H94V199H96V200H100L99 199V197L101 196V192L102 191H105V193L108 191H110V193L108 194V192L106 193L107 194V196H106V199H108V200H110V198H111V200H113V201H116L117 203H115V204H113V202H112V204L113 205H111V204H109V203H111V202H107L106 200V202L109 204V205H111V207L108 205V207H107V205H105V203L106 202H104V200L103 199H105V197H104V195L102 196V202H104V207H103V203L102 202H100V203H97V202H99V201H96V200H92L91 198L93 197V195L92 196H90L89 194H87V193H85V195L90 199H88V198H86L85 196H84V192H82L83 194V196H84V199H86L87 201H86V205H85V207H83L84 208V210L83 209H81L80 208V206H79V208L78 209H76V211H78V210H80V211H85L84 212V214H86V217H83V219H85V222H83V224H84V228H85V231H84V228L82 227V229H83V231L85 232L84 234H88V237L89 236H93L94 235V237H92V239H94L95 237L97 238V240H99V242H100V244H97V245H95V246H90V247H88V248H84V247H87V245H81V249H79L78 247H76L75 245H73V243L71 242L72 240H76L75 239V237L77 238H80V234L79 233H81L80 231L78 232V229H73V230H77L76 232L74 231V234H79V235H73V237H74V239H68V237H65V240H64V242L63 241H61L60 239V236L62 235V233H60V231L59 230H64V231H66V229L67 230H69L70 232H72V229L71 228H73V226H75V223H78L79 221H77L76 222V217L77 216H75V214H77V212L75 211V210H73L72 211V208H74L75 206H76V203H74L73 205H75V206H73L72 208L70 207V205L72 206V203L74 202L73 200L75 199L76 200V197L77 196H80L81 195V192H80V195H77L79 192H77V194H76V192H73L74 191V187H73V193H71L70 195H65L66 197V201H64L63 199H65L64 197H62V196H64V194H69V192L68 191H70V189H72L71 188V186H72V184H73V181L72 180H68V178H65V179H63V181H61V182H59V174L61 175V173H57V170H58V168H57V166L55 165V163L53 162V159H52V152L48 149V150H46L45 149V152H46V154H45V152H44V157H42V156H37V154H36V152H35V150L34 151H32L34 148H32V150L31 151H29L30 149H31V147H29L30 145H28V146H26V144L28 143V142H26V144H25V140L23 141V139H20L21 141H19L18 139H16L14 136V139H12V141H11V138H4V136L2 135V134H0V135H2L0 138L1 139H5L6 141H8L7 139H9L12 143L11 144H8L9 145V147H7L6 148V151H5V153L4 154H2L1 153V147H2V145H1V139H0V264H67L68 262H69V260L71 261V264H87L86 262H87V260H89L90 258L92 259V261H96L97 263H100V264H143V263H141V262H139L138 260L139 259H141V258H144V256H145V254L142 252L141 254H138V251H137V249L138 248H141V247H143L144 245H146L147 243H152V244H154L155 246H162L161 248H153V249H149V251H148V253H152V254H157V255H168V253H167V247H168V244H169V241H170V238H171V235H172V232H173V229H174V225H175V222H176V220H177V218H182V219H185V220H188V221H190V222H195L196 224H197V230H196V235H195V237H193V238H195L194 239V242H193V245H192V247H191V250H189V251H191L190 252V255L186 258V259H183V260H180V262L181 263H179V264H210V262H208V260L210 259V260H212L211 261V264L213 263V264H220L219 262H217L218 260H221L222 258H225V259H223V262H221L222 264H227L226 263V261L227 262H229V263H233L234 261V263L235 264H264V161H262L263 160V158L262 159H258L257 157L260 155H258V153L257 154H255L254 155V150H255V147L260 143V144H262V141H264V130L262 129V130H260V131H257V132H255L257 129H255L256 128V125H253V127H254V129H253V127L252 128H250L249 127V125L246 127L245 125H246V123L247 124H249L250 122H252V123H254V121H258L257 119H259V117H262L263 115H264V112H263V110H260V109H262L261 107L258 109V105H254V103H253V100L252 99H246V100H244V101H242V106L240 107V108H237V107H235V106H228V99H229V92H230V83H231V81H232V70H231V65H230V63H229V61L227 60L226 61V63H222L221 64V66H219ZM75 68H77V67H75ZM116 68V69H117ZM55 69H57L56 67H55ZM68 69H73V71H75V69H74V66H72V68H68ZM67 69V70H68ZM78 69V68H77ZM80 69V71H81V67L79 68ZM71 70H69V72L71 71ZM123 72H125V75L123 74V73H121V71ZM73 71H72V76H74L75 77V74H76V72H78L79 70H76V72L74 73V75H73ZM127 71H128V73H127ZM68 71H66V69H65V73L64 74H66ZM68 72V73H69ZM35 73V72H34ZM37 73V72H36ZM41 73V72H40ZM129 74V73H131V77L132 78H130L127 74ZM31 74H33V73H31ZM39 74V73H38ZM121 74H122V76H121ZM35 74H33L32 76H34ZM37 75V74H36ZM35 75V76H36ZM70 75H71V73H70ZM69 75V76H70ZM79 76V74H76V76ZM83 75H84V73L82 74V78L81 79H84L83 78ZM93 75V74H92ZM91 75V76H92ZM127 75V76H126ZM30 76V75H29ZM31 76V77H32ZM34 76V77H35ZM90 76V77H91ZM34 77H32L33 78V80L35 79ZM38 77V76H37ZM36 77V78H37ZM73 77V78H74ZM110 77V76H109ZM127 77V78H126ZM29 78V77H28ZM72 78V77H71ZM70 78V79H71ZM73 78H72V81H73ZM76 78H78V77H75V79ZM136 78H142V80H137ZM31 78H29V80H30ZM64 79H65V77H64ZM98 79H99V77H98ZM127 79H129V80H127ZM133 80H134V82H133ZM147 80V81H146ZM39 78H37V80H36V93L33 91V90H35V89H28V87L29 88H31L30 86H29V84L30 85H32V83H30V82H27V80L25 81V83L27 82V83H29V84H26V90H32L31 92L30 91H28V92H30V93H28L30 96L31 95H33L34 96V94L32 93V92H34L35 93V96H37V97H39L40 96V94H39ZM72 81L70 82L71 84H73L72 83ZM77 81V80H76ZM98 81V80H97ZM129 81L131 82V84H129ZM147 82V84L151 87L150 89H149V86L147 87V85L145 86V84L146 83H143V82ZM260 81V80H259ZM34 83H35V81H33ZM69 82V81H68ZM78 83H81V85H80V89H79V91H78V93H80V95L78 94L77 95V92L75 91V89H74V86L72 87H70L69 88V84H67V87H64V89H72L74 92H76V93H73V95H77V96H79V98L81 97V100L83 101H86L85 99H87L88 97H90V99L92 98V97H95L96 96V90H98V89H100L99 91H98V97H99V92H103L104 94L106 93L107 94V92L109 93L110 91H107V92H104L103 90H101L103 87L104 88H108V87H106V86H110V85H112V84H114L115 83V81H113V82H109V80L108 79H103V80H101L100 81V83H97V84H95V86L93 85V84H91V85H86V83L85 82H82V81H77ZM122 82H119V83H121V84H118L117 83V85H119V86H117V88L119 89V91H121V89H120V86L122 85ZM142 82V83H141ZM77 83V84H78ZM133 83V84H132ZM141 83V84H140ZM70 84V85H71ZM66 85V82H65V80H64V86ZM78 85V86H79ZM95 88H94V87ZM116 86V85H115ZM145 86V87H144ZM152 86H153V88H152ZM133 87V88H134ZM147 87V88H146ZM32 88H33V86H32ZM121 88H123L122 86H121ZM143 88V89H142ZM144 88H146V89H144ZM76 89H77V87H76ZM124 89V88H123ZM127 89V88H126ZM153 89V90H152ZM78 90V89H77ZM105 90V89H104ZM144 90V91H143ZM149 90H151V91H149ZM106 91V90H105ZM118 90H117V92L118 93H121V92H119ZM124 91H125V89H124ZM124 91H122V92H124ZM138 91V90H137ZM143 91V92H142ZM153 91H154V93H153ZM68 92H70L69 90H68ZM72 92V91H71ZM146 92V93H145ZM150 93V94H149ZM156 93V94H155ZM64 94V93H63ZM65 94H67V93H65ZM102 94V93H101ZM100 94V95H101ZM109 94H111V92L109 93ZM113 94V93H112ZM111 94V95H112ZM114 94H115V92H114ZM113 94V96L112 97H114V96H116V95H114ZM121 94H123V93H121ZM141 94V95H142ZM147 94H149V96L147 95ZM151 94H152V97H151ZM28 95V97H30ZM68 95H70L71 96V94H69L68 93ZM73 95L71 96V99H72V97H73ZM103 95V94H102ZM157 95V96H156ZM33 96L32 97H30V99H31V101L33 102L34 100V104H35V102L37 101V103L35 104V107L37 108V105H38V107L40 106L41 107V105L39 104V99L37 98V97H35V98H37L38 100H36L35 98H33ZM61 96V95H60ZM65 96V95H64ZM75 97V98H73L74 100H73V102H75L76 100L75 99H77L78 97ZM82 96H83V98H82ZM107 96V95H106ZM84 97H85V99H84ZM101 98H102V96H100ZM98 98L99 100H101V98ZM105 99H106V97H105V95L103 96ZM112 97H110V98H112ZM117 97V96H116ZM155 97V98H154ZM108 98H109V95H108ZM109 98V100L111 101L112 99H110ZM115 98V97H114ZM120 98V97H119ZM157 98V99H156ZM34 99V100H33ZM61 99H62V97H61ZM68 99V98H67ZM96 99V98H95ZM94 99V100H95ZM116 99H118V97L116 98ZM69 101V100H66V98L65 99H63V101ZM77 100H79V99H77ZM81 100H79V102H82ZM88 100V99H87ZM114 100V99H113ZM162 102H161V101ZM62 100H61V102H63ZM65 101L63 102L64 103V105H65ZM104 101V100H103ZM103 101L101 102V101H99L102 105L103 104H105V103H103ZM107 102H108V99L106 100ZM114 101H116V100H114ZM146 101H149V100H146ZM151 101V102H152ZM157 101H159V102H157ZM50 102V101H49ZM61 102H60V104H61ZM94 102H97V103H95V104H93V107H92V110H93V108L94 109H96V107H99V108H97V110L99 109V110H101V109H104L103 108V106H101V109H100V106H97L96 104H98V101L96 100V101H94ZM94 102H92V103H94ZM105 102V101H104ZM112 102V101H111ZM110 102V103H111ZM151 102H150V104H151ZM165 102V103H164ZM57 103V102H56ZM68 103V102H67ZM84 102H82V104H83ZM99 103V104H100ZM145 104L146 103H148L149 104V102H144ZM153 103V102H152ZM58 105L59 106V108H61L59 111H61L62 110V106L61 105ZM73 103H71V104H68L67 106H65L66 107V110L68 109L67 107H69V106H71ZM79 104V103H78ZM84 104H86V103H84ZM98 104V105H99ZM108 104V106H109V102L107 103ZM107 104H105V105H107ZM147 104V105H148ZM150 104H149V106H150ZM160 104V105H161ZM166 104V105H165ZM51 105H53V110L55 111V113H56V109L58 108V107H55V105L52 103ZM51 105H48L49 106V108H46L45 106H44V104H42V106L43 107H45L44 108V110H42L40 107L39 108H37L38 110L39 109H41V111L43 112V111H46L47 109H51ZM63 105V104H62ZM64 105H63V108H64ZM159 105V106H160ZM206 105H207V107H206ZM47 106V107H48ZM51 106V107H50ZM57 106V105H56ZM61 106V107H60ZM86 106H87V108H88V104H86ZM86 106H84V105H82V107L84 108V107H86ZM255 106V107H254ZM89 109H87L88 110V113L91 111L90 109H91V104H89ZM148 107V106H147ZM163 107H160V111L159 112H161L162 114H164L163 113V111L161 110V108H163ZM203 107V106H202ZM106 108V107H105ZM254 108H257L258 110H255ZM80 109H82V108H80ZM149 109V108H148ZM147 109V110H148ZM217 109V110H216ZM52 110V109H51ZM52 110V111H53ZM87 110L85 109V113H87ZM98 110V111H99ZM146 110V112H145V110H143L142 111V109H141V111L142 112H145L144 114H146V113H148L149 111H147ZM40 111V110H39ZM52 111L50 112V113H52ZM59 111H58V113H59ZM82 111V110H81ZM166 111V112H165ZM217 111V113H215ZM63 114L64 113H66V112H64V111H61ZM83 112V111H82ZM93 112V111H92ZM150 112H152V111H150ZM214 112V113H213ZM49 113V111L47 110L46 111V114H45V112L43 113V114H41L40 112H39V114H41V115H43V116H45L46 117V115ZM54 113V112H53ZM58 113H56V115L58 114ZM96 113V112H95ZM173 113V112H172ZM62 114V115H63ZM90 114V113H89ZM93 114H94V112H93ZM143 114V115H144ZM211 116H210V115ZM61 114H59V116H60ZM91 115V114H90ZM148 115V114H147ZM147 115H145L146 117H147ZM51 117L52 116V114H48L47 115V117ZM55 115L53 114V117H54ZM208 116V117H207ZM51 117L52 119H55V118H57L58 117V115H57V117ZM63 117V116H62ZM141 117V116H140ZM144 117V116H143ZM169 117H170V115H169ZM168 117V118H169ZM61 118V117H60ZM171 118V117H170ZM206 118L208 119V120H206ZM211 118V119H212ZM216 118V119H217ZM240 118H242V119H239ZM143 119V118H142ZM146 119V118H145ZM155 119V118H154ZM228 119H230V121L228 120ZM231 119L233 120V119H235V120H237V122L235 121H232L231 122ZM244 119V120H243ZM256 119V120H255ZM263 119V118H262ZM147 120V119H146ZM170 120H172V119H168L167 120V122H169L168 124L169 125H167V126H165V124H166V122H165V124L163 125V127L166 129H168L169 127L171 128L172 127V125L170 126ZM210 120V121H209ZM215 120V119H214ZM218 121V120H217ZM217 121H216V123H217ZM239 121V122H238ZM242 121V122H241ZM210 122V123H209ZM212 122H213V119H212ZM234 122V123H233ZM148 123H150V122H148ZM214 123H215V121H214ZM216 123H215V125H216ZM241 123H242V125H241ZM256 123V122H255ZM257 124H258V122H257ZM260 124V123H259ZM250 125H251V123H250ZM234 126V127H233ZM242 126V131H245V127L246 128H248L245 132V134H243L244 132H242V131H239ZM243 126H245V127H243ZM206 127V128H205ZM170 128H169V130H170ZM172 128H174V127H172ZM171 128V130H173ZM184 129L185 131L184 132H182V134L181 135H186L187 137H188V135H189V137L191 138L192 137V139L194 138V139H196L194 142H193V140L192 139H190L189 137V139L186 137L185 138V140H183V137H181V138H179L180 137V133H181V130L180 129ZM184 128L183 127H181V126H179V127H176V128H174V130H176L177 131V134L179 133V137L177 136V134H175L177 137H176V140H175V142H182L181 143V145L182 146H184V148H182V147H179V149H184V152H185V150L186 151H189V156H188V154L185 152V155L184 156H186L187 155V157L185 158L184 157V159H185V161H183L182 163H184V164H186L187 166H188V164L190 165V166H188V168H185L184 166V168L186 169V170H184L183 172H184V174H186V179H185V182H183V180L181 181V177H182V175H183V173H181V168H180V166H178V168L179 169H181L180 170V172H178L179 170L177 169V172L176 173H173L172 174V177L171 178H173V179H177V176H178V182H183V184H184V186H186V188L185 189H188L189 187H191V185L193 184V185H195V183H194V181H195V179H193V178H195V177H191V175L192 176H194V173H195V171H196V168L194 169L192 166H194V164L193 165H191L192 163H189V162H187V158L189 157V160L191 161V159H192V157L194 156V157H196V158H194L193 157V160L194 159H196V162H198V163H196L197 164V169L201 166L202 168L201 169H207L208 167H206L205 165H200L201 163H203V157H201L200 155L198 156V153L200 154L201 152H200V150L202 149L201 148V144H198L199 142L198 141H202V139L201 140H198L197 141V137H198V134L196 133L197 131H194L191 127L189 128V130L190 129H192V130H190L189 131V133L190 132H192V136L190 135V134H186V132L188 131V130H186V129H188V127L186 126H184ZM198 128V127H197ZM209 128V129H210ZM234 128V130H236V131H239L240 133H241V135H240V133H238V132H234L233 134H234V136L236 135V134H239L240 136L238 137V138H236V139H238L239 140V142H242L243 140H245V141H243V143H239L238 145H236L237 143H235V141L234 140H236L235 138L234 139H232L231 140V138L230 139H228V136L229 135H227L228 133L230 134L231 133V130ZM239 130H238V129ZM250 128V129H249ZM259 128V127H258ZM177 129H179L180 131H178ZM253 130V131H250V130ZM170 130V131H171ZM173 130V131H174ZM195 130H198V129H195ZM183 131V130H182ZM229 131V132H228ZM248 131H250V132H248ZM175 132V131H174ZM174 132H173V136H175L174 135ZM168 133H170V136H171V133L172 132H168ZM176 133V132H175ZM194 133V134H193ZM200 133V132H199ZM218 134V135H217ZM11 135V134H10ZM207 135V136H206ZM247 135H250V136H247ZM166 136V135H165ZM169 135H168V137H170ZM217 136V137H216ZM230 136H231V134H230ZM243 136V140L241 141L240 139H241V137ZM245 136V137H244ZM12 137V138H13ZM168 137H165L166 138V142H165V145L167 146L168 144H169V146H170V143H172L174 140H170V139H173V137H171V138H168ZM232 137V136H231ZM165 138H163V139H165ZM175 139V138H174ZM180 139V141H178ZM189 140V142L190 143H188L187 145H186V143L188 142V140ZM198 139H200V138H198ZM215 139H213V140H215ZM227 139V140H226ZM16 140H18L19 141V144L17 143V145H14V144H16L15 142H16ZM168 140V141H167ZM182 140V141H181ZM187 140V141H186ZM223 140V141H222ZM229 140H231V141H229ZM237 140V141H238ZM13 141H14V144H13ZM17 141V142H18ZM27 141V140H26ZM35 141V140H34ZM159 141V140H158ZM163 142H164V140H162ZM171 141V142H170ZM183 141H185V144L183 145ZM197 141V142H196ZM228 141V142H227ZM256 141H258V142H256ZM168 142V143H167ZM31 143L32 144H34L32 141H31ZM172 143V145L173 146H170L171 148H177L178 149V147L177 146H179L180 145V143ZM193 145H192V144ZM201 143V142H200ZM208 143H209V141H208ZM230 143V144H229ZM233 143H235V144H233ZM245 143V144H244ZM258 143V144H257ZM264 143V142H263ZM3 144V143H2ZM30 144V143H29ZM174 144H175V147H174ZM176 144H177V146H176ZM204 144V143H203ZM255 144H257V145H255ZM159 145V144H158ZM162 145V144H161ZM164 145V144H163ZM164 145V146H165ZM180 145V146H181ZM197 145V146H196ZM198 145H200V146H198ZM205 145V144H204ZM264 145V144H263ZM169 146H167V147H169ZM206 146V145H205ZM219 146H220V148H219ZM230 146V147H229ZM248 146V147H247ZM259 146V145H258ZM28 147V148H27ZM35 147H37V146H35ZM166 147V148H167ZM190 147H192L193 149L192 150H189V149H191ZM199 147V148H198ZM203 147V146H202ZM235 147V148H236ZM247 147V148H246ZM171 148H170V150H171ZM186 148H188V149H186ZM195 148V149H194ZM201 148V149H200ZM232 148V149H231ZM254 148V149H253ZM160 149H162V148H160ZM164 149H165V147H164ZM163 149V150H164ZM199 149V150H198ZM237 149V148H236ZM258 149V148H257ZM158 150V149H157ZM162 150V151H163ZM173 150V149H172ZM175 150V151H174ZM173 151V153H177L176 152V149H174ZM194 150V151H193ZM207 150V149H206ZM162 151H160V152H162ZM169 151V150H168ZM167 151V152H168ZM192 153H194V154H191L190 155V153L191 152ZM205 151V150H204ZM211 151V150H210ZM216 151H214V152H216ZM237 151V150H236ZM151 152V151H150ZM153 152H155V150L153 151ZM239 151H237L235 154H237ZM169 153V152H168ZM212 153V152H211ZM218 153V152H217ZM216 153V154H217ZM222 153H221V156H222ZM246 153V154H245ZM63 154H66V153H63ZM147 154V153H146ZM155 154V153H154ZM157 154V153H156ZM155 154V155H156ZM160 155L161 154H164V152H162V153H159ZM239 154V153H238ZM43 155V154H42ZM62 155V154H61ZM144 155V154H143ZM149 155H150V153H149ZM160 155H159V157L157 156V159H159L160 158ZM168 155V154H167ZM175 155V154H174ZM197 155V156H196ZM218 155H219V153H218ZM225 155V156H226ZM240 155V154H239ZM251 155H252V157H251ZM256 155H258V156H256ZM63 156V155H62ZM163 156V155H162ZM176 156V155H175ZM174 156V157H175ZM203 156V155H202ZM215 156H217V155H215ZM225 156H223L224 157V159H228V161H229V158L227 157H225ZM237 156V155H236ZM243 155H241V156H238V158H241ZM250 156V157H249ZM143 157H147V156H143ZM165 156H163V158H164ZM167 157H171L170 155L169 156H167ZM166 157V158H167ZM172 157H173V154H172ZM171 157V160L170 161H172V159L174 158H172ZM218 157V156H217ZM255 157V158H254ZM156 158V157H155ZM162 158V157H161ZM160 158V160H162ZM165 158V159H166ZM222 158V157H221ZM236 158V157H235ZM238 158H236V159H238ZM243 158V157H242ZM260 158V157H259ZM144 159V158H143ZM148 159V158H147ZM170 159V158H169ZM175 159V158H174ZM202 159V160H201ZM108 160V159H107ZM145 160V159H144ZM149 160V159H148ZM151 160H152V158H151ZM156 160V159H155ZM188 160V161H189ZM192 160V161H193ZM197 160H199V161H197ZM223 160V159H222ZM253 160H254V162H253ZM256 160V161H255ZM109 161V160H108ZM163 161H164V159H163ZM169 161V160H168ZM167 161V162H168ZM169 161V162H170ZM176 161V160H175ZM191 161V162H192ZM228 161H226V162H228ZM232 160L231 161H229V165H227L228 167L230 166V164H231V166H230V168H233V166L234 167H236V165H238V161L236 160L235 162H234V164L232 163L233 162ZM239 161L241 162H239L241 165L240 166H242V165H244V164H242V163H244L243 162V160L242 159H239ZM259 161H262V163L261 162H259ZM140 162V161H139ZM157 162V161H156ZM168 162V163H169ZM205 162V164H206V161H204ZM253 162V163H252ZM143 163V162H142ZM167 163V164H168ZM188 163V164H187ZM193 163H194V161H193ZM225 163V162H224ZM252 163V164H251ZM141 164V163H140ZM172 164H174L173 162H171V165ZM251 164V165H250ZM175 165V164H174ZM246 165H244V166H246ZM176 166H177V162H176ZM244 166H242L243 168L241 169V170H243V169H245L244 168ZM145 167V166H144ZM143 167V168H144ZM190 167H192V169L190 168ZM147 168V167H146ZM155 168V167H154ZM160 168V167H159ZM248 168L249 169H251L250 171L252 172V173H250L249 172V170H248ZM135 169H137L136 167H135ZM162 169H165V168H162ZM166 169H167V167H166ZM188 169H189V171H188ZM209 169V168H208ZM208 169L205 171V172H207L208 171ZM145 170V169H144ZM176 170V169H175ZM193 172H191V171ZM195 170V171H194ZM200 170V169H199ZM198 170V171H199ZM130 171L131 170H129L128 172L130 173ZM136 171V170H135ZM146 171V170H145ZM150 171V170H149ZM151 171L153 172V174L151 175V176H155V177H152V178H154V183H155V180H157V181H159L160 179H162V176H161V178H160V176L159 175H164V174H162L163 172H165V170L162 172V171H160V169H156V170H154V169H151ZM150 171V172H151ZM168 171V170H167ZM173 171V170H172ZM188 171V172H187ZM233 171V170H232ZM245 171H247V173L245 172ZM137 172V171H136ZM140 172V171H139ZM142 172V171H141ZM173 172H175V171H173ZM186 172V173H185ZM204 172V173H205ZM231 172V171H230ZM233 172V173H234ZM243 172L245 173V174H243ZM144 173V172H143ZM166 173H168V172H166ZM169 173H170V171H169ZM168 173V174H169ZM172 173V172H171ZM199 173H201V172H199ZM131 174V173H130ZM136 174V177H138V173H135ZM138 174V175H137ZM168 174H165L166 176L168 175ZM174 174H176L177 176H173ZM182 174V175H181ZM191 174V175H190ZM197 174V173H196ZM216 174V173H215ZM226 174H227V172H226ZM231 174V177H234V176H232V173H230ZM236 174L238 175V176H236ZM249 174H250V176H249ZM254 174V175H253ZM66 175V174H65ZM141 175V174H140ZM143 175V174H142ZM141 175V176H142ZM145 175V174H144ZM143 175V176H144ZM164 175V176H165ZM181 175V176H180ZM189 175V176H188ZM200 175H202V173L200 174ZM205 175V174H204ZM210 175H213L212 173H210ZM242 175H243V177H244V179L246 178V176L248 175V180L249 181H247V179H245V180H243L244 181V183L245 182H248L247 184L249 185V186H251L250 187V189L248 190V191H250L251 189L253 190V192H249L248 194L249 195H251L253 198H251V196H249V197H244L245 195H243V196H241L240 195V193L238 194L237 193V190H239L238 188H242V187H240L241 185H239V183H240V181H239V183L236 181V179H237V177L238 178H240L239 176H241V178H242ZM255 175H257V177L255 176ZM119 176V175H118ZM157 176H158V178H159V180H158V178H157ZM170 176V175H169ZM169 176H168V178H169ZM203 176V175H202ZM251 176H255V178H250ZM130 177V176H129ZM140 177V176H139ZM146 177V176H145ZM144 177V178H145ZM174 177H176V178H174ZM184 177V176H183ZM189 177V178H188ZM201 177V176H200ZM216 177V176H215ZM147 179H148V177H146ZM149 178H150V176H149ZM152 178H150V179H152ZM157 178V179H156ZM165 178V177H164ZM163 178V179H164ZM204 178V177H203ZM202 178V179H203ZM209 178V177H208ZM227 178V177H226ZM166 180H167V178H165ZM184 179V178H183ZM201 179V180H202ZM60 180H62V179H60ZM128 180H130L129 178H128ZM144 180V179H143ZM153 180V179H152ZM194 180V181H193ZM237 180H239V179H237ZM254 180V181H253ZM109 180H108V182H110ZM150 181V180H149ZM156 181V182H157ZM161 181V180H160ZM159 181V182H160ZM165 181V180H164ZM209 181H208V183H207V185L208 186H210V184H209ZM232 181H234V182H232ZM242 181V182H243ZM108 182H107V184H108ZM142 182H144V181H142ZM161 182H163V180L161 181ZM187 182H190L189 184L187 183ZM191 182H192V184H191ZM215 182H217L216 184L218 185L217 186V188H215ZM252 182V183H251ZM82 183H84V182H82ZM81 183V184H82ZM91 182H89V184H90ZM186 183V184H185ZM197 183V182H196ZM225 183V184H224ZM232 183V184H231ZM87 184V183H86ZM104 184H106V182L104 183ZM131 184H133L132 182H131ZM134 184H137L138 185V183H134ZM160 184V183H159ZM167 184V183H166ZM237 184V185H236ZM240 184H242V183H240ZM246 184V183H245ZM244 184V185H245ZM246 184V185H247ZM74 185V184H73ZM117 185V184H116ZM136 185V189H137V187L139 188V185L137 186ZM145 185V184H144ZM161 185V184H160ZM182 185V184H181ZM193 185H192V188L194 189L195 187H193ZM200 185V184H199ZM222 185V186H221ZM254 185V186H253ZM84 186V184L82 185V187ZM103 186V185H102ZM102 186H101V188H102ZM105 186V185H104ZM103 186V187H104ZM118 186V185H117ZM127 186V185H126ZM125 186V187H126ZM214 186V187H213ZM237 186H239L238 188H237ZM249 186H247V187H249ZM258 188H257V187ZM120 186H118V188H119ZM124 187V188H125ZM198 187V186H197ZM244 187H246V186H244ZM246 187V188H247ZM76 188V187H75ZM85 188V187H84ZM101 188H99V189H101ZM104 188H106V187H104ZM121 188H123V187H121ZM121 188H119V190L121 189ZM132 188H134L133 186H132ZM142 188V187H141ZM199 188V187H198ZM126 189V188H125ZM135 189V191H137V190H139V189H137L136 190ZM197 189V188H196ZM208 189V191H207V193H206V190ZM256 189H258V190H256ZM118 190V191H119ZM124 190V189H123ZM128 191H130L129 190V188L127 189ZM143 190V189H142ZM195 190V189H194ZM194 190H193V193H191L192 192V190H191V188H189L188 189V192H189V194H191L190 196L189 195H187V190H185V194L188 196V197H191L192 196V194H194ZM212 190H210V191H212ZM222 192H221V191ZM241 190V189H240ZM251 190V191H252ZM260 190V191H259ZM78 191V190H77ZM97 191H99L100 193L98 194V192ZM122 191V190H121ZM128 191H127V194L125 193V191H124V193H125V195H126V197L127 196H129V195H133V197H135L136 196V194H135V196H134V194L133 193H131L130 194V192L128 193ZM132 191H134V190H132ZM141 191V190H140ZM183 191V190H182ZM195 191H198V190H195ZM245 191V190H244ZM68 192V193H67ZM71 192V191H70ZM91 192H89V193H91ZM216 192L218 193L217 195H216ZM221 192V193H220ZM234 192V193H233ZM243 192V191H242ZM98 194V196H97V194ZM116 193V192H115ZM124 193H121V194H123L124 195ZM135 193V192H134ZM138 193V192H137ZM143 193V194H142ZM140 192V196H138L137 198L141 201L143 198H144V192ZM196 194L198 193V192H195ZM211 193V192H210ZM225 193H227V195L225 194ZM229 193V194H228ZM246 193H247V191H246ZM254 193H256V194H254ZM102 194H104V193H102ZM139 194V193H138ZM221 196H220V195ZM225 194V195H224ZM237 194V195H236ZM254 194V195H253ZM123 195H121V196H123ZM124 195V196H125ZM186 195H184V197H187ZM212 196L211 197V199H210V197L209 196ZM117 196H118V194H117ZM116 196V197H117ZM123 196V197H124ZM131 196H129V199H130V197ZM193 196H195V194L193 195ZM192 196V198H194ZM197 196H198V194H197ZM215 196H217L218 198H216ZM248 196V195H247ZM256 196H257V198L259 199V201L257 200V198H256ZM108 197V198H107ZM110 197V198H109ZM122 197V198H123ZM181 197V196H180ZM196 197V196H195ZM206 197H208V198H206ZM220 197H225L223 200H221L222 198H220ZM243 197V198H242ZM78 198V197H77ZM80 198V197H79ZM78 198V199H79ZM83 198V197H82ZM113 198V199H112ZM119 198H120V196H119ZM125 198V197H124ZM213 198H215L216 200H215V202L213 201L214 199ZM220 198V199H219ZM256 198V199H255ZM81 199V198H80ZM83 199V200H84ZM128 198H125V201L127 200H129ZM131 199H133V198H131ZM179 199H181V198H179ZM198 199V198H197ZM206 199V200H205ZM208 199H209V201H208ZM219 199V200H218ZM255 199V200H254ZM122 200V199H121ZM134 200V199H133ZM136 200V199H135ZM183 200V199H182ZM190 200H191V198H190ZM211 200V201H210ZM252 200V201H251ZM85 201V200H84ZM90 201H92V203L90 202ZM120 201V200H119ZM123 202H124V199L122 200ZM143 201V200H142ZM213 201V202H212ZM254 201V202H253ZM90 202V203H89ZM95 202V203H94ZM121 202V201H120ZM119 202V203H120ZM122 202V203H123ZM134 202V201H133ZM132 202V203H133ZM190 202H192V201H189V203ZM81 203V202H80ZM89 203V204H88ZM102 203V204H101ZM106 203V204H107ZM118 203V204H119ZM211 204V207L209 206V204ZM214 203V204H213ZM254 203V204H253ZM255 203H257V204H255ZM66 205V209H68V216H70L69 218H67L66 219V217H68L67 216V214L65 213V211L66 210H64L65 209V207H63V209H60L61 207H60V205ZM78 204V203H77ZM121 204V203H120ZM119 204V205H120ZM123 204H125V203H123ZM123 204H122V207H124L123 206ZM69 205V206H68ZM100 205H102V206H100ZM130 205V204H129ZM128 205V206H129ZM68 206V207H67ZM84 206V205H83ZM203 206V205H202ZM210 208H209V207ZM216 206V207H215ZM213 207V208H212ZM253 207V208H252ZM77 208V207H76ZM117 208V207H116ZM120 208V207H119ZM127 208V207H126ZM188 208V209H187ZM203 208V207H202ZM215 208V209H214ZM219 208V209H218ZM238 208H240V209H238ZM71 209V210H70ZM190 209V210H189ZM209 209H211V210H209ZM213 209V210H212ZM235 209H238L237 211L235 210ZM118 211H119V209H117ZM220 210H222V212H218V211H220ZM234 210V211H233ZM63 211H64V213H63ZM82 211V212H83ZM194 211V212H193ZM205 211H207V212H205ZM212 211V212H211ZM216 211V212H215ZM231 213H230V212ZM116 212V211H115ZM202 214H201V213ZM218 212V213H217ZM223 212H225V213H223ZM227 212V213H226ZM229 212V213H228ZM236 212V213H235ZM60 213H62V214H60ZM112 215H111V214ZM117 214H119L118 212H116ZM129 214H131V215H136V214H138V211H135V212H131V211H129L128 212ZM210 213V214H209ZM220 213H222V214H220ZM241 213V214H240ZM65 214V215H64ZM70 214V215H69ZM74 214V215H73ZM79 214H81V212L79 213ZM78 214V216H79V219L81 218V215H79ZM83 213H82V215H84ZM110 214V215H109ZM215 214H219V215H215ZM224 214V215H223ZM227 214V215H226ZM229 214V215H228ZM231 214V215H230ZM240 214V215H239ZM208 215V216H207ZM210 215V216H209ZM212 215V216H211ZM215 215V216H214ZM226 215V216H225ZM237 217H236V216ZM74 216V217H73ZM224 216V217H223ZM238 216H240V217H238ZM214 217V218H213ZM222 217V218H221ZM229 217V218H228ZM119 218V217H118ZM215 218H220V219H218V220H221L220 222L221 223H223L222 222V220H225L224 221V223H226V218H227V222H229V220H232V219H234L233 221L235 222V226H236V228H235V226H234V228L235 229H232L233 227H232V224H229V226H228V228H219V227H217V225H220V224H218L217 222H219V221H217V219L215 220ZM231 218V219H230ZM242 218V219H241ZM75 219V220H74ZM229 219V220H228ZM108 220V221H107ZM238 220H240V221H238ZM75 221V222H74ZM115 221H118L117 220V217H116V220H114V222ZM217 221V222H216ZM81 222V221H80ZM214 222V223H213ZM113 222H111V224H112ZM208 223H210V226L212 225V227H210L209 226V224ZM81 224H82V222H81ZM81 224H79V225H81ZM88 224V225H87ZM109 224V223H108ZM107 224V225H108ZM217 224V225H216ZM87 225V226H86ZM215 227H214V226ZM224 225V224H223ZM238 225H241V226H238ZM72 226V227H71ZM169 226H171L172 228H170V229H168V227ZM222 226V225H221ZM238 226V227H237ZM91 227V228H90ZM151 227H153V228H160V227H164L163 228V233L162 234H158L156 237H151V236H143V237H141L140 238V240L138 241L139 243L137 244V245H133V244H131V242H130V240H131V238L134 236V235H139V234H142V232H144V231H146V229H148V228H151ZM101 228V229H100ZM215 228V229H214ZM89 231V229H90V232H87V230ZM219 229H220V231H219ZM224 231H227L228 232V234H230L229 235V237H228V241H226V240H222V237H221V232H223V230ZM237 229V230H236ZM219 231L220 233H217L216 231ZM222 230V231H221ZM231 230H233L232 231V233L233 234H231ZM69 231H67V232H69ZM113 231V232H112ZM208 231H210V232H208ZM213 231V232H212ZM215 231V232H214ZM241 231V233H242V237H243V241L240 243V245L238 244V243H236V241L235 242H233V240H234V238H236V235H234V234H236V232L237 233H239V232ZM155 232V231H154ZM204 233L205 232V234L204 235H207L206 237L208 238V236H209V234H211L210 235V237H212V238H215L216 236L218 237L219 236V238H217L216 237V239L218 240L219 239V241H217L216 239H214V240H212V238H208V240L207 241H205L206 243H202V240H201V233ZM91 233H92V235H91ZM112 233V234H111ZM202 233V234H203ZM212 233H215L216 234V236H215V234H212ZM82 234V233H81ZM155 234V233H154ZM60 235V236H59ZM100 235V236H99ZM65 236H67V235H65ZM237 236H241V235H239V234H237ZM70 237H72V235H70ZM205 236H203L202 238H204ZM95 238V239H96ZM99 238V239H98ZM233 238V239H232ZM205 239V238H204ZM224 242V246H223V248H225V246L227 245V243L226 242H230L227 246H226V250H227V257L225 256L226 255V253H224V252H226V250L224 249V250H222L223 248H222V246H221V244H222V241ZM231 239H232V242H231ZM68 240H71L70 242L72 243V245H73V247L72 248H74V249H72V250H74V251H70L71 250V248L69 247V249H67L68 248V244H70V242H68ZM87 241V239H83V242H86ZM206 240V239H205ZM210 240H212V242L210 241ZM230 240V241H229ZM60 241V242H59ZM213 241H216V242H213ZM226 241V242H225ZM89 242H91V241H89V239H88V242L86 243V244H89ZM219 242V243H218ZM58 243H59V245H58ZM66 243H67V247H66V249H65V247H64V245L63 244H65L66 245ZM192 243V242H191ZM221 243V244H220ZM225 243H226V245H225ZM232 243V244H231ZM75 244V243H74ZM90 244H92V243H90ZM103 244H110L109 246H110V248H111V250L110 251H107V252H102V250H101V247L100 246H102ZM209 244V245H208ZM233 244H234V246H233ZM238 244V245H237ZM239 246H241L240 248H239ZM231 247V248H230ZM78 248V249H77ZM86 249V250H85ZM88 249V250H87ZM230 249V250H229ZM78 250H81V251H79L80 252V254L82 253L83 255H85V256H81L79 253H77L78 252ZM83 250H85L84 252H83ZM64 251H67V252H71L72 254H73V256L71 257V259L70 258H68L69 257V255H67L68 257L67 258H65L66 257V255H65V252ZM86 251H88L87 253H86ZM205 252V253H201V252ZM74 252V253H73ZM223 252V253H222ZM70 253V254H71ZM75 253H77L78 255H80L81 256V258H79L78 257V255L77 254H75ZM172 253H174V252H172ZM201 253V254H200ZM219 253H222L221 255L219 254ZM228 253H229V255H228ZM238 253H240L241 255H239ZM71 254V255H72ZM176 254V253H175ZM205 254V255H204ZM217 254H218V256L220 255L221 257H217ZM224 254V255H223ZM70 255V256H71ZM88 255V256H87ZM87 256V257H86ZM175 256V255H174ZM215 256V257H214ZM223 256H225V257H223ZM73 257H75V258H77L76 260H77V263H75V261L73 262L72 260V258ZM180 256H178V258H179ZM214 257V258H213ZM78 258H79V260H78ZM67 259V260H66ZM217 260V261H216ZM68 261V262H67ZM89 261H91V260H89ZM88 261V262H89ZM216 262V263H215ZM233 263V264H234ZM68 264H70V262L68 263Z\"/></svg>",
    "mask_w": 264,
    "mask_h": 264
},
{
    "label": "crops",
    "instance_id": "3",
    "mask_svg": "<svg viewBox=\"0 0 264 264\" xmlns=\"http://www.w3.org/2000/svg\"><path fill=\"white\" fill-rule=\"evenodd\" d=\"M229 1L238 6L233 14L239 18V23L243 25L241 29L245 32L251 29V25H254L253 32L256 33L257 36H264V0ZM169 2V7L172 10L174 2ZM149 6L156 10L159 8L152 3H150ZM175 6L176 5H174V7ZM179 7L182 8V4H180ZM173 12L176 13L175 11ZM257 12L259 15H256ZM142 16L145 21L148 22H157L160 18V16L152 10L143 13ZM174 20L177 19L174 18ZM230 24L231 22L229 26ZM243 42L239 36L230 34L223 46L226 51L220 52L216 50L205 54H186V52H177L180 56L178 59H175V75L181 76V83L175 81V90L176 87H180L182 84L183 91L180 92V97H178L175 92V104L179 103L187 106V104L194 101V98L197 96L195 93L199 90L205 91L210 80L218 75L219 66H221L222 63H226L227 60L229 61V59L231 61H229V63L232 70V81L230 83L228 106L237 107L236 105L248 98H257L264 101V83L259 84V89L256 86L257 70L261 64L257 58L249 52L247 44ZM201 67H207V72H201ZM204 86L205 89H203ZM190 113V111L183 110L180 114L181 116L188 117ZM176 201L166 200L165 205L167 209L173 210ZM194 231L195 224L193 222L177 218L167 247L168 255L151 254L145 258H147L148 261H154V264H178L179 260L186 259L189 256ZM179 241H186V249L175 246ZM178 256L180 257L178 258Z\"/></svg>",
    "mask_w": 264,
    "mask_h": 264
}]
</instances>
